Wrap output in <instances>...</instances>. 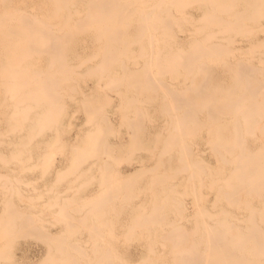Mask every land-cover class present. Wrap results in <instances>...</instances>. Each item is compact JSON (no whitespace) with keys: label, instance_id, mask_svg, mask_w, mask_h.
Instances as JSON below:
<instances>
[{"label":"bare ground","instance_id":"obj_1","mask_svg":"<svg viewBox=\"0 0 264 264\" xmlns=\"http://www.w3.org/2000/svg\"><path fill=\"white\" fill-rule=\"evenodd\" d=\"M3 2H5L8 5V7L7 6L3 7V5H0V28L2 26L4 28V30H2V31H1L2 28L0 29V31L4 33L3 39L2 38H1L2 40L0 39V45H1V48L4 47L2 49L3 50L5 49L4 51H6V52H3V50H0V52L2 51V53L0 54V62H5V65H4L5 67L2 66V68L4 69V72L7 69L10 71L9 74L12 73L11 75L13 77L15 76L12 79L11 78L12 76L8 74V71H6L7 75L10 76V77L8 76V78H7L8 82L16 80V82H13V83L10 82V83L14 84L16 86L15 89L17 91L14 89V94H13L12 91H13L14 86H13V88H10L11 84H8L5 82L4 84H6V86L10 85L9 87L7 86L8 88L5 86L6 89H8V90L12 89V91L9 93V91H7L4 87L3 90H5V91H3L4 93H2V98H0L1 100L3 98H5V95H3V94H6V92L8 94H10L9 96H11L12 98H13V95L15 96L16 93L19 92V94L17 93L19 96V101L21 100V103L25 104V102H26V104H27V98L26 97L29 94V90H28L29 82L32 80L28 81L26 79V78H28V76H27V74H25V71L27 72V69L24 66V64L27 65V63L29 61L26 62L25 60L30 59V57L34 54L46 55L45 58L48 57L49 61L51 62V63L48 62L47 64L50 63V65L55 66L57 72H58L59 68H62V70H64V71L67 70L69 72L68 74L72 73L74 75V71L73 72L71 71V70H73V67L70 69V67L73 63L69 64L70 70L68 69V63H69V61H72V59H70L69 57L73 56L74 58L76 57L75 59H77V58L80 59L79 50L77 49L78 43L85 40V39H88L89 42L91 40H92V42L94 41L95 43L98 44V47H100L99 45L102 46V48H100L99 50H96V51L93 50L94 52L92 51L93 52V54L91 55L92 59L94 57L96 59V56L101 52L102 53L101 56L104 55V57L105 56L106 57L103 59L101 57L99 60L102 59V61L104 60L103 62L105 63V59L107 58L106 59V60H108L106 62L107 66L109 65V62L111 61L110 62L111 66L113 63L115 67L120 68L123 71L122 75H116L112 79L109 78V79H111V80H109V83L112 80H117L118 76H119V79H120V76L122 78L123 75L125 74L124 72H127L126 73L127 77L131 79V80H129L131 83L129 86L134 87V88L135 87L138 88L140 85L142 87H143V85L145 86V88H146L145 91L139 89V90H141V92L143 91L142 95H144L141 100H143V99L149 100L150 99V100L154 101V100H156V97H158L159 94L163 95V97L159 96L160 98L162 97L161 100H165V102L163 104H160L161 105L160 111H159V118L160 119L157 120L156 125H159V123L162 122V124H160V127L164 128V131L168 132L169 134H167V136H165L167 140L164 137L163 139H165V140L162 139V144L159 146V148L157 147V155L155 157L154 166H152V165H151L152 167L151 166L150 167L145 166L144 165V159H143V161H140L139 167L137 169V172L135 171L134 176L131 175L132 174L131 173L132 171H131L130 172L131 174H129V177L127 175L128 179L125 177L124 181H127V182L129 180V178H132V179H130L131 184H132L134 181L137 182V179H140V178H137V179L135 178L136 173H137L136 177H138L139 176L138 173L140 174L144 171L150 172V176L145 178V181H144L145 186L144 187L143 186L141 188H139L140 186L137 188H135V186L133 187V185L136 182L132 185L133 188L130 189L131 186L129 187V189H128L129 192L128 191L127 192L129 195L132 194V195H130L131 198H129V201H131L130 199L136 200L137 204L130 207L129 208L130 215H126L130 219L129 222H127V220H126V223L130 224V225L128 224L129 227H127V224L125 222L122 224H125L126 226H124V227H126L127 229L130 228L129 230L126 231V234L128 235V237H127L128 242H129V239H131V238L133 239V237H135L134 240L136 239V241H137L138 239L134 235L133 230L136 231L135 229H137V228H143L144 229V231H143L144 237H151V235L154 234L155 232L156 233L162 232L164 236L161 234L162 237H160V239H161L160 242L161 243H169L170 245H168L167 248H164L161 251H158L156 249V248H158V247H156L157 245L155 243L156 239L154 238V237L158 238L157 236H155L158 233L157 234L155 233V235H153L154 236L153 237L154 238L153 243H155L154 244L155 246H153V244H151V246H150V243L152 241L149 242L147 246L145 244L146 249H147L145 251H147V252H145L144 250L142 251L144 253V258L142 260L138 259L139 263H137V262H135V263L136 264H264V52H262L258 48L259 46L261 47L264 44L263 43L264 40L262 41V45H261V43L258 44L256 42L259 45V46L257 45V48H256V44H255L254 48L250 49V47H252L254 44L248 48V50L250 49L252 52L254 50L252 58L256 59V61H255L256 64H254V62L253 63H247L246 60L241 59L238 55V47H236L237 49L234 47V42H235L236 36L241 35V36L245 37V36L253 35L261 29L262 26H260V27L258 26V23L260 21L258 20L259 17L257 18V13L259 12V11L257 12V8L260 7L259 10H260V12H262V13H258V15H261V14L264 15V0H3ZM241 3H244L245 4L244 6L247 7V9H245V10H247V13L241 12L242 11L241 7H243L241 5ZM1 4H2V2H1ZM240 5H241V7H240ZM190 7H194L193 9H194V11H196V14L198 16L197 19H194V17H195L194 15H192L193 16V18H192V16L188 12ZM254 8L256 9L255 11L257 12V13L256 12L254 13L256 16H254V14H251L254 12V10L252 12H250ZM261 18L264 19L263 16L260 17L259 19H261ZM258 27H259V29H258ZM251 39H256V36H253ZM250 41L251 40H249V42ZM259 41H261V39ZM92 42H90V43H92ZM22 44H24V47L21 46ZM249 44L251 45V43H249ZM91 48H94V47L92 46ZM255 48L258 50H255ZM239 50H242V49L240 48ZM250 50L248 52H251ZM245 51H247V50L245 49ZM245 51L243 49V53H245ZM88 55L89 54H86V56H88ZM245 55H246V53H245ZM86 56L84 55V57H86ZM84 57H81V58H83V60H81V59L80 60L78 59V60L80 62L83 61V63H86L85 62L86 60H88V61L91 60V58L89 57V59L85 58V61H84ZM31 58L33 60V56ZM45 58L43 57V59H45ZM68 58H69V60H68ZM74 58H73V60H74ZM123 58H125V59H123ZM32 60L30 62H32ZM247 60H248V58H247ZM43 61H45V60H43ZM129 61H134L135 67H137L136 69H133V71H131L132 69H130ZM35 62H37V61H35ZM35 62L33 60L32 63H35ZM99 62L97 61V63H99ZM44 63H46V61ZM83 63H80V64L83 65ZM97 63H95V64H97ZM102 63H100V64H102ZM104 63H103V65H105ZM78 64H79V62L78 63L76 62L77 67L75 66L74 67L75 69L81 66L80 64L79 65ZM95 64H94V66L98 67ZM99 66L101 67V65H99ZM89 67H87V68L90 69ZM93 67H92V70L94 69ZM105 67H106V65H105ZM109 67H108V69H109ZM2 68H1V70H3ZM50 68L53 69V67L48 66V70L47 69H45V70L50 73L52 71V70L49 71ZM84 69H85V67H84ZM106 69H107V67H106ZM106 69L99 68V69H96V71L98 70L97 72L96 71H94V72H96V74H98L99 72H102V71L107 72ZM56 70H54V73ZM60 70H59V73H57V72L55 73L56 79L58 78L57 76H59V74H60ZM31 71H33V70H31ZM39 71H37V72H39ZM64 71L61 72L62 78H59V79H63V80H60L61 83L64 81L63 84H66V83L68 84V82H66L67 79L65 77L67 76V78H69L70 76H68L67 73H64ZM67 71H65V72H67ZM85 71L89 72V70H85ZM116 71H118V69ZM116 71H114V72L116 73ZM4 72H2V73L4 74ZM6 72H5V74H6ZM34 72H36V70H34ZM37 72L35 74L36 78L39 75V74H37ZM105 72L100 73V76L101 75L103 76V74ZM32 73L33 72H31V74H28V75L32 76L33 75ZM63 73H64V75L66 74V76H63ZM76 73H75V75H76ZM24 74L26 75V78H25ZM55 74L51 75V73H50V75L54 79L53 80L54 84L56 85V83L59 81V79H57L58 81L55 83V81H56V79L54 78ZM77 74L79 76L80 75L82 76L83 73L82 74L77 73ZM85 74L89 78H91V76H92V75L88 76V74L86 72H84V77H85ZM126 74H125V77L123 79L126 78ZM75 75L72 77V79L73 78L76 79L77 77H79V76L75 77ZM109 75H111V74H109ZM40 76H42V75H40ZM94 76L96 77L97 75H94ZM100 76H99V81H101V78L102 79L105 78V77H100ZM111 76H113V75H111ZM5 77H3V78H5ZM108 77L109 76L107 74L106 78L108 79ZM9 78H11L12 80ZM46 78H47V76L44 77V79H46ZM80 79H82V78L80 77ZM119 79H118V81H119ZM38 80L39 81L42 80V77L40 79H37V81L34 80L36 82V84L39 82ZM48 80H49V83L51 82L50 86L53 85L52 87L54 88L55 85L52 84L53 81H52V78L50 76H49ZM77 80H75V81H77ZM120 80L122 82V79H120ZM44 81H46V80H44ZM60 81L58 83H60ZM75 81H73V83ZM118 81H114V82H117V84L115 83V85H116V87H118V90H119L118 84L120 82H118ZM86 82L87 81L85 80V83ZM124 82H125V80H124ZM46 83H48V82H46ZM61 83L59 85H61ZM69 83L72 85V86L70 85V88L71 87L73 88L71 90L72 91L75 90L74 88L76 86L74 87L73 84L71 83V81ZM77 83H79V82H77ZM0 84H1V82H0ZM36 84H35V86H33V85L32 86L36 87L37 86ZM48 84L44 85V87H46ZM107 84L108 83H105L104 86H102V88H108L109 87L108 89H112L114 87L113 82H111V84H110L111 86L113 85L112 88H110L111 86L109 84L108 85ZM1 85L3 87V84H1ZM38 85H40V87H41L43 85V83H42V85L38 83ZM59 85H57L58 87L56 86L57 88L53 89L50 87L51 89H47V91L51 90L50 91L51 96H52V91L55 90L56 93L53 91L54 92L53 93L54 94V101L53 102H54V104L56 102H58V103H56V105H58V104L60 105L61 104L60 101L63 98L62 97L63 92L61 91V95H59L58 97L59 98L62 97V98L60 99V101L59 100L55 101V99L58 98V97H55L58 95V93H59L58 91L62 90V89H59ZM93 85H94V83H93ZM125 85H126V83H125ZM38 87H37V90L40 89V91H41L42 87L41 88H38ZM62 87H64V86H62ZM62 87H60V88H62ZM85 87H84V89H85ZM94 87H92V88H94ZM116 87L113 89L115 90ZM120 87H121V84H120ZM126 87H128V85L123 87L124 90H126L125 89ZM66 88H68L70 91L69 87H66ZM80 88L78 87V89H80ZM57 89H58V91H57ZM27 90H28V92H26ZM91 90H94V89H91ZM114 90L112 91V93L116 92L115 95L119 94L120 91L117 92V89H116V91H114ZM139 90L135 89V92H137ZM42 91L46 92V89L42 90ZM63 91H64V89H63ZM65 91H67V90L65 89ZM72 91H71V93H72ZM102 91L105 92L104 89H102ZM127 91H125L124 93H126ZM21 92L27 93V94H25V93L22 94V97L24 100L21 99V96H20ZM108 92H109V90H108ZM139 92H137V93H139ZM11 93L13 95H11ZM87 93L88 92H86V94ZM110 93H111V91H110ZM31 94H33V93L29 94L28 99L32 98V97H30ZM41 94L43 95V93H41ZM44 94L48 95L46 93H44ZM83 94H84V92H83ZM139 94H138V96H139ZM23 95H25V96H23ZM71 95H73V94H69V97ZM94 95L96 96V93H94ZM104 95H105V93H104ZM18 96L16 97L17 99L13 98L14 100L9 101V104L12 105V102L16 101L17 103H19V105L21 107L19 110L24 111L25 106L23 109L22 108L23 105L17 101ZM37 96L38 95H36V97ZM73 96H71V97H73ZM120 96H122V98H123L124 94L119 95L118 97L120 98ZM36 97H35V99H36ZM47 97L48 96H45L46 99L50 100ZM69 97H67V98H69ZM75 97H76V95H75ZM104 97L106 99L108 96L106 95ZM110 97H109V99H106L108 101L104 100V101H106L104 105H98V107L102 106V107H99L102 109L104 108L103 106L109 107L107 102H110V100L112 102V100H113ZM12 98L9 97L8 100H10ZM99 98H101V97L99 96ZM122 98H121V103H122V100L124 99V98L123 99ZM32 99H34V98H32ZM32 99H31V101L33 103L34 100H32ZM71 99H73V98H70L67 100H71ZM102 99H104V98H102ZM127 99L129 100V102ZM127 99H126V102H128V103H126L125 105H127V104L131 105L129 103H132L131 101L134 98L132 97L131 101H130L129 97ZM136 100L137 99H134L133 101H135V103H136L139 99L137 101ZM146 100H145V102H146ZM2 101H4V105H5L6 101L5 100H2ZM31 101L28 100L29 104L31 103ZM84 101H81L80 103L84 109L82 111L85 113L86 109H88V107H87L88 103H85L86 106L84 108V106H83L84 104H82ZM152 101H150L147 104L150 105ZM1 102H0V104H1ZM37 102H39V101L35 100L34 103H37ZM143 102L140 101L136 105H138L140 103H142V105H144L145 103H143ZM17 103L14 104L12 110L14 109V107L19 106V105H17ZM48 103H47V107L49 105ZM52 103H51V105H52ZM62 103H64V101ZM76 103H77V101H76ZM29 104L26 105L27 107H26L24 113L20 111L21 113H23L22 116L24 115L26 117L25 118L26 120H28V118H29L28 117L29 115L26 116V114H28L30 111H33L32 109L30 110L31 107L33 108V106H32L33 104L31 105V107L29 106ZM37 104H40V103H37ZM41 104H42V102H41ZM54 104H53V108L55 106ZM4 105L2 102V108ZM11 105H10V107H11ZM51 105H49V106L51 107ZM59 105H58V107H59ZM64 105H66V104L62 105L63 108H64ZM44 106L46 107V105H44ZM89 106L91 107L90 104H89ZM119 106L121 109L122 104H118L117 109H119ZM127 106H125V107H127ZM55 107L57 108V106H55ZM68 107H69V104H68ZM98 107H96L97 110L99 109ZM125 107L123 106L122 109ZM145 107H147V106H145ZM34 108H36V106ZM56 108H54L55 112H57ZM60 108L62 111L63 108L62 107H60ZM60 108H57L59 110V112H61ZM127 108L129 109V110H127V111H129L128 114L131 113L130 108L129 107H127ZM152 108H153V106H152ZM4 109H6V107ZM16 109H18V108L16 107ZM44 109H46V108H44ZM48 109L49 108H47L46 111H48ZM76 109H78V108H76ZM90 109L93 110L95 108L92 107ZM136 109L138 110V108H135L134 113L132 110L131 117H129V115L127 114L128 115L127 119L125 118L126 115L124 114L122 117L121 116L122 113L119 111L120 117H122V118H120L118 116L120 118V122H121V119H122V121H123V119H125L126 120V121L124 120L125 123L123 122L124 125L127 124V126H125V128L126 127H128L129 129L131 128L130 133L135 131L134 133H132L133 135L128 134L130 136V138L128 136V138H129L128 140H130L133 136H134L133 137V139H134L136 136L135 133L138 134V137L143 136L142 138H145V136H146L145 130L147 127L144 124L145 123L144 116L147 113V111L145 109L137 111ZM155 109H157V108H155ZM28 110H29V112H28ZM92 110H91V113L88 111H86V112L88 114L90 113L89 116L92 115L94 117H97L99 112H100V109L98 111L93 110V111H95L94 114H93ZM123 110L125 111V109H123ZM147 110H149V109H147ZM2 111H3V109H2ZM18 111H16V112H18ZM46 111H45V114L42 113V116L46 115V113H48ZM64 111L65 110H63V112ZM3 112L5 113V111H3ZM11 112H12L11 115H13V113H15V111H11ZM34 112H36V111H34ZM53 112H54L53 109L50 110L49 115L47 114V118L50 116V114H56L55 112L54 113ZM78 112H80V111L78 110ZM87 113H85V115H88ZM95 113L97 114V116H95ZM108 113H110V112H108ZM67 114H68V112H67ZM77 114H79V113H77ZM151 114H149V115H151ZM0 115H1V113H0ZM5 115H6V113H5ZM11 115H10V117H12ZM15 115L17 116L19 114L15 113ZM58 115H59V113H57V117H58ZM60 115H61V113H60ZM103 115H101L102 116L101 118H104L102 120H105V118H106V120H105L106 126H104L105 124L103 125L102 123H100V121H99V120H101L100 118H99L98 122L101 125H103V127L105 128L108 126L107 125L108 120H107V117L103 116ZM20 116H21V114L19 115V117ZM40 116H41V114H40ZM89 116H87V117H89ZM8 117L6 119H8ZM13 117H15V116H13ZM44 117H46V116H44ZM52 117L54 118V117H56V115L55 116L53 115ZM73 117H71V118L73 119ZM91 117H89V118H91ZM146 117H147V115H146ZM152 117H154V116L151 115V118ZM16 118H18V116ZM16 118L14 120L12 118V120L16 122ZM47 118H44V119H46L44 121H42L43 117L41 118L42 119L41 121L44 122V125H46V127L48 125L45 122V121H47ZM97 118H95V119H97ZM6 119H4V121ZM10 119L11 118H9V121H11ZM18 119L20 121V118H18ZM22 119L23 118L21 117L20 122H22ZM25 119H23V122L26 121ZM55 119L57 121L59 118L58 119L55 118ZM65 119H62V120H65ZM84 119H85V117H84ZM91 119L94 120V118H91ZM91 119H89V120H91ZM29 120L32 122L31 119H29ZM49 120H51V118H48V121ZM87 120L88 119L86 118V120H85L86 122H84V121H82V122H84V125L86 124L88 126V124H91L92 121H89V123H88ZM56 121L54 119H52V122H50V124H49L50 128L53 124L56 123ZM1 122H3V120L0 119V123ZM20 122H17V123L22 125ZM37 122H39V121L36 120V124H38ZM63 122H65V121H63ZM17 123L14 124L13 126L12 125H9V126L10 127L12 126L13 130L16 129L17 131H19L20 128H22V126L20 127L19 124H18L19 125L18 126ZM92 124H94V126H96L98 123L95 124V121H93ZM16 125L18 127H20L19 130L17 129ZM29 125H31V123ZM29 125H27V127ZM44 125L42 124V128L44 127ZM57 125L58 124L56 123L55 126H57ZM66 125H67V123H66ZM101 125L99 126V124H98L99 127L98 128L95 127V129L96 130L101 129L100 131L104 132L109 128V127L105 128L106 130L102 129L103 127H101ZM121 125H122V122H121ZM121 125H120V127H123ZM9 126L7 125V129H10V128H8ZM23 126H24V124H23ZM36 126L38 129L39 125H36ZM70 126H69V128H70ZM114 126H116V125L114 124ZM14 127H16V128L14 129ZM91 127H88V128H91ZM67 128L68 127L66 126V128H62V129H67ZM77 128H79V127H77ZM83 128H84V126H83ZM116 128L118 129L119 126ZM128 128H126V129H128ZM47 129L45 131H47ZM57 129H58V127H57ZM112 129H114V128H112ZM117 129H115V130L117 131ZM152 129H154V131L156 129L159 130V128H156V126L152 127ZM13 130H12V132H13ZM30 130H29V132L31 134ZM60 130H61V127H60ZM90 130H92V129H90ZM20 131L22 132L23 130H20ZM108 131H109V133H111V131L109 129H108ZM3 132H4V134H7V133L10 134L11 133V132L5 133V131H3ZM36 132H38V130L35 131V135H33V133L31 134L32 136L30 135L33 139L39 134V132H38V134ZM41 132L42 131H40V133ZM55 132H57V131H55ZM86 132H87V130H86ZM86 132H85V134H86ZM93 132H95V130ZM93 132L90 131L91 134L89 135V132H88L87 135L91 136ZM160 132L158 131V133H160ZM17 133H19V132H17ZM27 133H28V131H27ZM96 133H97V131H96ZM99 133H97V135H99ZM152 133L153 132H151V134ZM0 134H1V132H0ZM4 134L2 133L3 136L2 135L1 136L4 137L5 136ZM64 134H65V132L63 133V136H64ZM70 134H72V133H70ZM102 134H101L102 137L106 136V135H102ZM156 134H153V135H155L154 139H156L158 137ZM97 135L96 134L94 135V133H93V136H91V138L90 137L89 138L92 141H93L94 136H96V138L99 139L100 136H97ZM153 135H151V137H154ZM161 135L163 136L164 134H161ZM24 136L26 137V135H24ZM24 136H23V139L25 140ZM30 136L26 137L25 143H23V145L28 143L25 145V146L28 145L26 148H29V142H31V141L29 139L28 140L29 142H27V139L30 138ZM39 136H42V134ZM52 136H54V135H52ZM55 136H57V135L55 134ZM159 136H160V134H159ZM73 137H77V136H73ZM102 137L100 138V140L97 139L99 144L97 143L96 145H94L97 141L95 139H94L95 143H93L92 146L91 145L89 146V142H88L87 146L91 147V148L84 146L83 148H86V149H83L81 147L78 148L79 146H77V148L76 147L74 148V146H72V143H71L70 145L72 146V148H71V149H73L72 151H77L78 149H81V150H79V152L83 153L84 155L80 154L79 152H77V153L74 152L76 155L75 154H74L75 156L73 155L74 160L72 159L73 161H71L73 164V168L71 167L72 170H69L68 168L65 169L66 168L65 167L64 168L65 170L64 169L61 170L59 175L62 174L63 172H64L63 174L67 175V173H68L67 170H69V171H72V173H69L68 175L73 176L75 174L74 172L77 170V169L73 170L74 169V163H73L74 161L76 163L78 162L77 164L75 163L76 164L75 168H79V166H81V164L86 162L85 161L86 159L96 158L95 155L92 154L96 150V149L94 150V148H97L95 146L98 145V147H99L100 144H101L100 146H102L103 143H101V142H104V140L107 139V137H104L105 139L102 141V139H103ZM21 138H18V139H21ZM61 138H63V137H61ZM61 138L59 137L60 140H61ZM108 138H109V136H108ZM149 138H150V136L147 137V139H149ZM84 139H86V137ZM90 139H88V141ZM73 140H75V139H73ZM156 140H154L153 145L156 144V142H155ZM1 141H0V143H2L4 141L3 143L8 144V142H5V140H3L2 142ZM9 141L12 142V140H9ZM54 141L56 142V145H58L57 143L62 142L63 139H62V141H58L57 139L54 138ZM68 141L69 140H67L66 142L64 141V142L67 143ZM147 141H146V143H147ZM18 142H19V140H18ZM18 142H16V144ZM64 142H63V144H65ZM105 142H106V140H105ZM128 142H130V141H128ZM143 143H145V142H143ZM198 143H200L203 146V150L201 151L202 153L194 150V148H196L198 146ZM13 144H15V143H13ZM109 144H113V143L110 141ZM116 144H118V143L115 142L114 145H116ZM121 144H119V145L121 146ZM35 145H37V144H35ZM54 145L53 146L51 145L52 148H50L48 146L52 150V153L50 151V154H49V157H51V159H52V157L54 158V156L57 153V150H60V148L62 149V145L60 146V148H58L60 145V143H59L57 149H55V151H54V155L52 156ZM73 145H74V143H73ZM105 145L103 144V146H105ZM122 145L124 147V144H122ZM137 145H138L137 147H139V144H137ZM17 146L19 148L20 144H17L16 147ZM21 146H22V144H21ZM25 146H23L22 148H25ZM103 146H102V148H104ZM151 146H150V148H151ZM14 147L11 149H14ZM130 147H131V145H130ZM153 147L154 148H152V150L154 151L155 146H153ZM43 148H45V147H43ZM47 148H46V150L49 152L50 149L48 148L49 149L48 150ZM87 148L89 150H87ZM91 149H93V150H91ZM99 149L96 150L95 152L99 151V154H100V150H102V149H100V150ZM104 149H103L104 153L101 151V155L104 154L103 156L105 157V151L108 150V152H109V149H108V147L105 151H104ZM115 149H117V148H115ZM139 149H141V148H139ZM139 149L137 150V148H135V150L133 149L132 151L138 152ZM5 150H4V152H6ZM18 150H20V149H18ZM86 150L88 151L87 153H89V151L90 152L92 151L91 153L88 154V158L83 157V156H87ZM122 150L124 152L123 148H122ZM145 150H146V148H145ZM9 151H13V150H9ZM15 151H16V149H15ZM30 151H31V148H30ZM30 151L26 150L25 153L28 152V154H29ZM60 151H58V152H60ZM82 151H85V152H82ZM132 151L130 152V154H133ZM4 152L2 154H4ZM44 152H46V151H44ZM44 152L42 153L44 156L43 155L41 156L40 154H39L40 156H38L37 153L35 155H37L38 158H40V157H44V159L47 158L48 159L47 162H48L49 158H48V156H46V154L48 152H46V154H44ZM108 152H106V156L108 157V159H111V156L109 155L110 153L108 154ZM114 152H115V150H114ZM146 152H148V151H146ZM150 152H151V150H150ZM23 153H20V155H22ZM38 153H40V152L38 151ZM115 153H117V150ZM17 154L19 155V153H17ZM17 154L14 155V152H13V157H12L9 153V155H10L9 157H11L10 159H13L15 156H17ZM118 154H121V152H118ZM126 154H125V157L123 159L124 162L129 159V158L126 159L127 158L126 156H128V155L130 156L129 153H126ZM89 155L90 156L92 155L93 157L91 156V158H89L90 157ZM108 155L110 156V158ZM6 156H5V158H6ZM19 156L15 157V158L16 159L18 158V160H19V159H21L20 157H22L23 155L20 157ZM120 156L122 157V155H120ZM133 157H134V155H133ZM75 158H78V161ZM80 158H82L83 161L80 160ZM99 158L97 160L95 159L96 162L99 160ZM116 158L117 157H115V158L113 157V159H116ZM10 159H9L8 163H10ZM16 159H14V161H16ZM28 159L30 161L27 160L26 157L24 159V160H26V164L28 162H31V157L30 158L28 157ZM104 159L106 160V158H104ZM108 159H107V161H108ZM113 159L111 161H114L115 164L118 163V162H116V160H113ZM0 160H1L0 163L2 162L5 165L7 163L6 161H8V160H5V163H4V160H2L1 157H0ZM40 160H41V158H40ZM42 160H43V158H42ZM68 160L70 161V159H68ZM105 160H102V161L106 162ZM119 160H120V158H117V161H119ZM123 160L122 161L120 160V161L123 162ZM50 161H49V163L52 162V161L51 162ZM92 161H94V160L91 159L90 163ZM43 162H45V161H43ZM108 162H110V161H108ZM23 163H20V164H23ZM49 163H44V164L48 165ZM93 163H95V161ZM110 163L112 164V162H110ZM34 164H37V163H34ZM44 164L43 165L41 164V167H44ZM59 164H61V163H59ZM96 164L101 165L99 162ZM106 164H108V163L106 162ZM106 164H104V165H106ZM31 165L33 166V164H31V163L29 165L30 167L25 166L26 169L29 168L27 170H31L32 169ZM53 165H55V164H53ZM70 165H71V163H70ZM77 165H78V167H77ZM119 165L120 164L118 163V166ZM8 166H10V164H8ZM12 166H13V164H12ZM35 166L40 167V165H34L33 167L35 168V170H36V168L38 169V167H35ZM48 166H46L44 168H47ZM50 166H51V164H50ZM92 166L94 167L95 165L93 164ZM110 166L106 169L104 168L106 170L107 174H108V170L110 169ZM25 167L23 166L22 168L24 169ZM123 167H125V166H123ZM135 167L137 168V166H135ZM7 168L8 167L6 166V169ZM22 168L20 170V167H19L20 173H21V171L22 172L24 171ZM97 168H99V167L97 166ZM97 168H96V171L102 170L100 175L103 178V180L100 178V183H98L97 185H100V184L104 185V186L106 185V187H104V186L103 187H104V189L105 188L107 189L106 194L108 196H109V194L111 196H113V195L115 196L116 195L115 189L117 187H118V189H120L122 187V184H123V187H125L124 184L126 185V188H123V190L124 189L126 190L127 186L130 185L129 184L130 182L122 183L123 182L122 180H121V185H119L120 182L118 180L120 179V177L117 176V175H119V173L116 171L117 168L113 167L114 170L116 169L115 171L118 173V174L115 173L116 175H114L115 176L114 178H116V177L119 178V179H116L117 183L119 185L117 187L115 185V184H117V183H115L116 180L114 179L115 182L113 180H111L113 176L111 177V175H110L111 173L114 174L115 171L111 172L112 170H109V174H108L109 177H106L107 175L104 173L105 171L101 168L97 170ZM122 168H120V171ZM0 169H2V168H0ZM50 169H52V168H49V170ZM89 169H90V166L88 167V170ZM111 169H112V167H111ZM118 169H119V167H118ZM125 169H126V167H125ZM8 170H10V169H8ZM8 170H6L7 171V172H5L6 174L3 175L4 176L3 180L5 179V181H7L8 183L11 184L12 180H11V182H10V180H8V178H9V176L7 175ZM11 171H13V170L11 169ZM33 171H34V169H33ZM46 171H47V176L49 174H51V171L48 174V172H49L48 168L46 169ZM66 171H67V173H65ZM25 172H23V173H25ZM43 172H41V175L39 174L38 180H39L40 176L42 178ZM82 172H85V171H82ZM88 172H90V171H88ZM20 173H19V175H21ZM57 173H55V174H57ZM80 173L78 172V174H80ZM86 173L87 172H85V174ZM124 173L127 174L126 172H124ZM124 173H123V175H124ZM0 174H2V173H0ZM9 174H10V172H9ZM14 174L15 173H13V175ZM78 174L76 176H79ZM103 174H104V176H103ZM6 175L8 177H6ZM19 175H17V176H19ZM68 175L65 177H64V175H62V176L65 179L66 177H68ZM56 176L59 178L58 175H55V177ZM76 176H74V177H76ZM90 176H91V174H90ZM140 176L143 177L144 174H142V175L140 174ZM0 177H1V175H0ZM5 177L7 178V180ZM19 177H21V176H19ZM63 177L61 179L59 178V180L57 178L58 183L62 181ZM14 178H16V177H13V179ZM24 178H26V177H23V179ZM50 178H51V175H50ZM76 178H75V180L71 178L73 180V183H70L71 184L70 188H72L71 187L72 184L73 185L75 184V182L77 180ZM79 178H78V180H79ZM104 178H105V180H104ZM21 179H22V177H21ZM55 179L53 180L52 183H50L51 185H49V184L48 185L52 186L53 188L54 187L56 188L55 185L53 186V184L57 185V183H55V182H57V180H55ZM68 179L70 181V178H68ZM91 179L94 180L95 178L92 177L89 180L91 181ZM97 179H99V178H97ZM106 179H110V181H112V182H110ZM122 179H123V176H122ZM17 180L15 179L14 181H16V183L19 184L20 180L18 182H17ZM32 180L34 181V179H32ZM42 180L44 181V179H42ZM47 180L48 179H46V181ZM89 180L87 181V183L89 182ZM141 180H142V178H141ZM5 181H3V183ZM83 181H85V180H83ZM22 182L28 183L29 181L28 180H27V182L21 181V183ZM95 182H96V180H95ZM6 183H4L3 185H5ZM36 183H38V182H36ZM103 183H105V184H103ZM112 183H113L112 187H116L114 190L110 186V185H112ZM10 184L8 185V187L10 186L12 188L13 186H11ZM22 184L27 185L24 183H22ZM43 184H44V182H43ZM81 184H82V182L79 183V185L77 186L75 191L79 189L78 187L83 188L81 186ZM107 184L108 185L110 184V185L108 186ZM3 185L0 186L1 192H2V186ZM12 185H13V183H12ZM28 185H30V183ZM35 185L37 187V184H35ZM83 185H85V183H83ZM139 185H141V184H139ZM14 186H15V184H14ZM31 187L33 188V186H31ZM43 187H44V185H43ZM47 187L48 186L46 185V188ZM67 187H69V186H67ZM96 187H98V186H96ZM109 187H111V189H108ZM37 188H40V187H37ZM70 188L66 189V192H68V190ZM84 188L86 189L87 186ZM96 189L94 190L95 193H97V192L99 193V195H97L95 197L96 199H94V196H93L94 193H92L91 196H93L94 200L92 199V197L90 195H87L90 197V199H88V197H87L86 199H83V200H86V202H89V201H87V199L93 200L94 203H95V201L100 202V198H101V200L103 199L106 189L103 190V189L99 188V190L100 189L103 190L102 192L100 191L103 194H100L99 191L96 192ZM133 189L136 190V191L134 190V193L132 191ZM3 190H4V188H3ZM14 190H17L16 193L19 192L18 187H17V189H13L12 191H14ZM21 190L24 191V189H21ZM71 190L73 191V189H71ZM12 191H10V196L12 194ZM33 191H35V190H33ZM75 191H73L72 192L73 195L71 194L69 197H65L64 195H63L64 197L62 195L61 196L65 199L67 198V200H68V198L71 199V196H74ZM120 191H122V190L120 189ZM178 191H183V193H180L181 198H182V195L184 194L185 196L190 197L192 200L191 202H192V206H193V214L190 215L191 216L190 218H192L191 220L193 221V224H191V222H190L191 228H188L187 226H185V222L188 220H187V216L185 215L184 209L180 208V205H182V204H180L181 199L176 196L177 198L172 200V197ZM24 192H27V191L25 190ZM38 192H39V190H38ZM46 192H48V191H46ZM53 192H54L53 194H55L56 189ZM64 192H65V188L62 191V193H64ZM16 193L13 194V195H15V197L16 196L20 197L21 194L23 195L22 192H21V194L18 193L19 195H17ZM39 193L35 197L37 198L39 196L38 198L40 200L41 194L39 195ZM59 193L61 194V192H59ZM76 193H78V192H76ZM4 194H5V192H4ZM60 194H56L54 196H57V198L60 200V196H59ZM64 194H66V193H64ZM89 194H91V193H89ZM123 194H125V192H123ZM128 194H126L127 195L126 198H121V199L122 200L125 199V202H126V199L128 200V196H129ZM102 195H103V197H102ZM5 196H4V198H5ZM10 196L8 199L11 202L10 198H12V196L11 197ZM42 196H44V195H42ZM78 196H79V194H78ZM78 196H76L75 199ZM116 196L118 197V193ZM116 196L114 198H116ZM178 196H179V194H178ZM22 197L23 196H21L20 199L18 197L17 198L20 201L22 199ZM25 197H27V196H25ZM25 197H23V198H25ZM48 198H50V197H48ZM97 198H99V199H97ZM106 198L110 199V197H105V199H103L104 202H106L105 200H108ZM28 199H29V197L27 199L25 198L24 201L28 200ZM43 199H44V197L42 198V200ZM56 199H53L51 197V200L52 201L54 200L53 203H56L55 202ZM70 199L64 203L65 205L61 204L63 206V208H64V206L69 205L70 204L69 201L71 202V200H73L72 203L75 204L76 207H77V204H79L80 202H83V200H81L80 197L78 198V201H80V200L81 201L77 204H76L77 200H75V199L70 200ZM36 200H38V199H36ZM74 200H75V202H74ZM111 200H113V199H111ZM111 200H109V202H107V205H108V203L111 204V202H112ZM118 200H119V202H118ZM118 200H117V202H118V204H120V198H118ZM0 201H1L0 203L2 204V200H0ZM170 201L176 202L177 206L175 207V205H173L174 208H170L171 207L169 205L170 203L168 204V202H170ZM6 202L7 201H5V203L3 205L5 206L6 209H8L11 206H10V204L8 205V203H6ZM12 202L15 203L14 201H12ZM16 202H18V201H16ZM47 202H48V204L46 203V201H44V203L46 204V205L44 204L45 205L44 208L47 205L49 206L50 202L48 199H47ZM59 202H58V204H59ZM63 202H64V200H63ZM91 202H89V204L85 203L84 207H87V205H88V208H89L91 205L90 204ZM98 202L96 203L97 205H98ZM22 203L23 202H21V204ZM24 203L26 204V202H24ZM30 203L32 204V202H30ZM40 203H42V202H40ZM94 203L91 205L92 209H93L92 206H96ZM18 204H20V203H18ZM42 204H40V205H42ZM81 204H79V205H81ZM100 204H102V202H100ZM128 204L129 203H127L126 205H128ZM54 205L58 206L57 204H54ZM83 205L84 204H82V206ZM107 205H104V208H105V206L107 207ZM168 205L170 207H168ZM22 206H24V208H25V205H22ZM22 206H20V207H22ZM50 206L46 207V208H53L54 207L53 204H52L53 207L52 206L50 207ZM82 206H79V207L83 208ZM99 206L100 205H98L97 207L99 208ZM113 206H117V205H113ZM120 206H117V207L119 208ZM128 206H130V204ZM27 207H29V206H27ZM33 207H36V205ZM40 208H39V210H40ZM59 208H61L60 210H62L61 206ZM70 208H68V210H70ZM81 208H79V209L81 210ZM96 208H94V209L96 211H98L97 210L98 208L97 209ZM110 208L113 209L112 207H110ZM2 209H3V207L1 208V211L4 210V209L3 210ZM6 209L4 210V215H5V212L7 211ZM10 209H11V211L8 209L9 213H8V211L6 212L7 219L10 217V215H14V214H11V212L14 209L13 210H12V208H10ZM64 209H66V207ZM77 209H78V207H77ZM77 209L72 208L71 212L75 211L77 213V211L79 210V209L78 210ZM92 209H91V211H93ZM108 209H109V207H108ZM120 209H121V207H120ZM120 209H118V210H120ZM29 210H30V208H29ZM101 210L103 211V209H101ZM113 210H111V211H113ZM18 211L16 210L15 212H18ZM91 211H89V212H91ZM102 211H101V214L103 216L104 213L106 214V212L108 214L109 213L108 211H110V210H107V208H106V212L103 211L104 213H102ZM30 212H32V211H30ZM30 212H28V213H30ZM36 212H38V211H36ZM39 212H41V211H39ZM39 212L37 214H39ZM0 213H1L0 223L1 224L3 223V225H5V222H6L5 219L6 218L4 219L5 222H2L1 220L4 218V216H3L2 212H0ZM32 213L33 214H31V218L29 217L30 214L22 213L23 214L22 216H24L23 219L25 222L21 218L20 222L23 225L21 228H23V231H25L26 233H27V227H26L27 225H25L26 223L29 224V226H30L32 221H35V222H32L33 224H35L37 222L36 220H39L38 221L39 223L44 222V221H40L41 218L37 215L35 216L34 212H32ZM42 213H43V211H42ZM59 213H60V211H59ZM78 213H80V211ZM94 213H96V212H94ZM171 213L172 214L178 213V215L175 217V219H173V218H170ZM8 214H10V215L8 216ZM53 214H51V215H53ZM55 214H54V218H56ZM58 214H57V216L59 217ZM64 214H67L66 217H68V212L64 213ZM70 214H72V213H70ZM83 214H84V212H83ZM132 214H134V215H132ZM15 215H17V214H15ZM26 215L28 216V219L30 218L31 220L32 219L33 220L31 221L29 219V221H31V222L26 221L27 220V219L25 220V218H27ZM32 215H33V218H32ZM72 215H74V214H72ZM72 215H70V216L72 217ZM85 215H86V213H85ZM110 215L112 216V214H110ZM115 215L116 214H114V217H115ZM34 216L36 218L39 217L40 219L35 218V220H34ZM89 216H90V214H89ZM13 217H15V216H13ZM51 217L52 218H50V219L56 220L53 218V216H51ZM76 217L80 220L79 223H81V221H82L81 219L84 217V215L81 219H80V215H79V217L78 216H76ZM118 217H120V216H118ZM15 218L10 219V220H14ZM18 218L19 217H17L16 219L18 220ZM72 218H71V221H72ZM77 218L76 219L74 218V220H76L74 222H76V223H78ZM96 218L97 217H94V219H96ZM104 218H105V216H104ZM111 218H113V217H111ZM188 218H189V214H188ZM16 219L14 220V222L16 221ZM46 219H48V218H46ZM85 219H87V218L85 217ZM92 219L93 218H91V220ZM108 219H104V220H108ZM125 219H127V218H125ZM44 220H45V218H44ZM66 220L67 219H65V217H62V220L57 219L56 222H57V224H59L60 222H62V223L66 222ZM97 220L100 221V219L97 218L95 220L96 224L99 223V222H97ZM104 220L102 219L101 222H103ZM112 220L113 219H111V221ZM8 221H9V219H8ZM8 221L6 224H8ZM58 221H60V222L58 223ZM111 221H107V222H110V224L114 225V223ZM117 221L118 220H116V222ZM9 222H11V221H9ZM14 222H11V223L14 224V226H17V225H15ZM20 222L18 223V226L21 225ZM67 222L70 223L68 220H67ZM101 222H100V224H101ZM107 222H106V224L108 225L109 223H107ZM45 223H49L50 225H51V223L53 224V222H47V221ZM1 224H0V226H1ZM33 224H32V226H30V228L29 227L28 228L32 230V228L34 227ZM57 224H56V227H57ZM96 224L94 223L93 226L94 225L96 226ZM44 225L45 224H43V226ZM53 225L55 226V224H53ZM76 225L79 226L80 224H75V227H76ZM87 225L89 226L91 224H89V222H88ZM102 225L105 228H110L109 226H111V225L105 226L104 224H101V225H99L100 228L101 227L103 228ZM8 226H9V228H11V230L15 229V227L12 225L10 227V223ZM37 226H40V225H37ZM47 226H46V228H47ZM66 226L68 227L67 224H66ZM66 226H64V229ZM78 226L76 227L77 230H79L81 228V225L79 227ZM95 226H94V230L96 227H99V226H96V227ZM6 227H7V225H6ZM71 227H72V224H71ZM71 227H70V229H71ZM75 227H72V228L75 230ZM82 227H83V225H82ZM111 227H113V226H111ZM165 227H167V228L165 229ZM19 228L17 227V231L19 230ZM21 228L19 230L20 233L22 232L21 235L23 236V234H24V236L28 237L22 231ZM24 228H26V230ZM35 228H37V230H39L40 232L42 231L41 229H38V227L35 226L33 228V230L36 231L37 233H38V231ZM39 228H42V227H39ZM120 228H122V227L120 226ZM58 229L59 228H57V230ZM86 229H87V227H86ZM86 229H84L83 231L81 230V231L84 232ZM61 230L59 232H61V233L63 232V234H64L66 229L64 231H61ZM97 230L99 231V233H98V231L96 233H98L100 235L101 234L100 232H102V230L101 229H100L101 231L99 229H97ZM105 230L103 229V231L105 233H107L106 231H108L109 229L106 231ZM110 230H109V232H112V230H113L112 233H114V229H110ZM125 230H123L124 231L122 233L123 236L125 234ZM0 231H1V229H0ZM34 231H33V233H34ZM46 231H48V228ZM51 231H53V230H51ZM81 231H79L80 234H81ZM88 231H90V230L88 229L87 232ZM138 231H139V229H138ZM5 232H7V229ZM5 232L4 233L2 232L0 234L1 235L4 234V236H6ZM13 232H14V230H13ZM45 232H43V233H45ZM67 232H68V230L65 232V235H61L58 232L57 233L54 232L53 235L51 234L50 236H48L50 240H48V238L46 239L43 237V235L47 236V234L42 235V233H41V235H42L43 239L46 240V242L49 241L50 243L53 240L52 236L54 237L56 235V237H57L59 235L57 240H59V237H60V241L64 240L63 242L65 245V242H68L72 237H76V236H72L70 238V236H68L67 237V239H69L68 241H67V239H63V238L61 239L62 236H66V235L70 234V232H68V234H66ZM72 232H73V230H72ZM79 232H78V235L81 236L83 233L80 235ZM104 232L100 236H102L104 234ZM139 232H141V231H139ZM74 233H71V235H73ZM90 233L96 237L95 233L93 234L92 228H91ZM27 234H31V233H27ZM49 234L50 233H48V235ZM98 234H97V236H98ZM122 234H121V236H122ZM13 235L14 234L12 233L11 236H13ZM21 235H19L18 237L20 238ZM75 235H77V234H75ZM106 235H104V237ZM114 235L118 236V234H116V233H114ZM37 236H39V235H37ZM100 236H98L99 238L97 237V240L101 239L103 242L101 241L102 245H100V243H99L100 240H98L97 243H99V245L97 247L101 246L103 248L107 244L106 241L108 243H109V241H108V239L107 240L105 239L106 237L102 239ZM107 236H108L107 238L110 237L109 239L111 240V236H109V235H107ZM42 237H41V239H42ZM56 237H54V238L56 239ZM90 237H92V236H90ZM95 237L93 239H95ZM118 237L120 238V236H118ZM0 238H1V236H0ZM6 238H8V237L6 236ZM10 238L12 239V237H10ZM22 238H24V237H22ZM51 238H52V240H51ZM113 238H115V237L112 236V241L118 239L117 237L115 239H113ZM122 238L124 240V237H122ZM127 238L125 240H127ZM16 239L17 238H15L14 240L16 241ZM32 239L34 240L35 238H32ZM73 239H78V237L73 238ZM87 239L88 238H86V240ZM150 239H152V238H149L146 241L148 242ZM9 240H5V242H3V243H5L4 246H0V247H5L6 243ZM57 240L55 241V243H58ZM79 240H81V239H79ZM2 241L3 240L1 238V242ZM35 241L37 242V239H35ZM40 241L41 240H39V242ZM83 241H84V238H83ZM83 241H81V242L83 244H85ZM95 241H96V239H95ZM104 241H105V245L103 244ZM10 242H12V241L10 240ZM10 242L7 243L5 248L0 250V253H3V254H1L2 257L6 256L5 251H6L7 246L9 249H10V247L13 248L12 246H10V244H9ZM41 242L43 243V240ZM81 242H79V243H81ZM87 242H90V241L87 240ZM92 242L93 243L90 242L91 243L90 245L94 244V241H92ZM114 242L115 241H113L112 244L110 242V244H111L110 246H112ZM126 242L127 241H125V243ZM18 243L20 244V242H18ZM44 243H45V241H44ZM50 243H49V245H50ZM53 243H51V244L53 245V247H55L56 244L54 245ZM62 243H60V246ZM70 243H71V241H70ZM121 243L124 244V241ZM161 243H159V244L161 245ZM11 244H13V242ZM46 244H48V243H46ZM71 244H74L73 246H76L77 243H73V241H72ZM118 244H120V243H118ZM130 244H131V242H130ZM49 245L46 247L45 252H46V250H48V251L51 250ZM90 245H89V247H90ZM96 245L97 244H94V246H91V247H95ZM107 245H109V244H107ZM63 246H62V249L65 250L64 249L65 247L63 248ZM71 246L69 245L67 247V244H66V248L68 250L66 249L67 252L64 251V253L66 252L67 254H69L68 251H69V248ZM79 246L80 245H78V247ZM86 246H85L84 250L87 248ZM122 246H124V245H122ZM18 247H20V246H18ZM82 247H84V245H82ZM91 247H90V249H91ZM97 247H95V249ZM114 247L115 246H113L111 248L112 252H110V255L106 256V254L104 255L101 253V255H97L96 260L100 256V261L103 264H116V263L117 264H135L134 262L132 263L129 260H125L124 257H123L124 258L123 259L121 255H119V256H121L120 259H119L118 255H114L113 251L117 250V249L114 250ZM141 247H143V245ZM57 248H58V245L56 246L55 249H57ZM80 248L81 247H79V250H77L78 249L77 247L75 250H73L71 248L70 251L82 252ZM107 248H108V246H107ZM117 248H118V246H117ZM62 249H61V252H63ZM123 249H125V247H123ZM87 250H85V251H87ZM104 250H107V249L104 248ZM2 251H4V252H2ZM10 251L11 250H9V252ZM85 251H83V252H85ZM92 251H94V252H92V255H93L92 258H93L96 256L95 253L97 252V250H96V252L94 249ZM117 251L119 252V250H117ZM135 251H138V250H135ZM9 252H7V254ZM51 252H48V253H51ZM56 252L59 253L60 251L56 250ZM77 252H75V253H77ZM79 252L77 254H79ZM12 253H13V251H12ZM12 253H10V254H12ZM60 253H59V255L62 257L63 253H62V255ZM87 253H88V251H87ZM115 253H117V252H115ZM163 253H166V255L164 256V260L162 259V261L160 263H157V261L154 260V259L157 260V258L155 256L163 254ZM53 254L55 255V251L52 252L51 254H48V256L50 255L49 257L51 258V256ZM67 254L66 255L64 254L66 256V258L64 259L65 264H74V261H68V257H70V256L67 257ZM71 254H73V253H71ZM117 254H119V253H117ZM138 255H140V254H138ZM48 256L46 254L45 258ZM6 257L9 259V261L12 259V258L11 259L9 258L10 255H9V257H8V255ZM6 257H4V259H6ZM13 257H14V259H16L15 253H14ZM61 257H58L56 259L60 262H63L59 259ZM71 257H73V256L71 255ZM88 257L89 258H91V257H90V255L89 256L87 255V262H89V264H90V262H92V261H89V260H91L92 258L88 259ZM162 257H163V255H162ZM53 258L54 257L52 256V259ZM121 258L123 259L122 261H121ZM4 259H2L3 263L5 262ZM14 259H13V261H14ZM41 259H43V261L45 260L44 257H42ZM52 259L50 260L51 264L53 261ZM57 260H56V263L58 264ZM96 260L93 261V263L96 264ZM117 260H119V262H117ZM41 261L37 262V263H42L43 261L42 262ZM84 261H86V260L84 259ZM77 262H78V260H76V263ZM87 262H86V264H88ZM97 262H99V260H97ZM15 264H17V263H15ZM44 264H46V262H44ZM53 264H54V262H53ZM62 264H64V263H62ZM77 264H80V261ZM98 264H101V263H98Z\"/></svg>","mask_w":264,"mask_h":264},{"label":"rangeland","instance_id":"obj_2","mask_svg":"<svg viewBox=\"0 0 264 264\" xmlns=\"http://www.w3.org/2000/svg\"><path fill=\"white\" fill-rule=\"evenodd\" d=\"M1 2H2V4H1ZM3 3H4V4H3ZM0 5H3V7H5V6L8 7V5H7L5 2H3V0L0 1ZM241 5H242L243 7H241ZM241 5H240L241 10H242L241 12H242V13H244V12L247 13V10H245V9H247V7L244 6L245 4H244V3H241ZM193 8H194V7H190V9L188 10V12L190 13L191 16H192V15L195 16L194 19H197L198 16H197V14H196V11H194ZM259 8H260V7H259ZM259 8H257V12L259 11L258 13H262V12H260ZM253 10H254V12L251 13V14H254V13L256 12V11H255V10H256L255 8L252 9L250 12H252ZM192 12H193V13H192ZM257 12H256V13H257ZM258 13H257V18H258V17L260 18V17H262V16L264 17V15H262V14H261V15H258ZM254 16H256V15L254 14ZM192 18H193V16H192ZM259 18H258V20H259L260 22L258 21V22H259V23H258V26H259V27L262 26V27H261V29H260L257 33H255V34H253V35L245 36V37H243V36H241V35L235 37L234 47H235V48L238 47V55H239V57H240L241 59H243V60H246L247 63H253V62H254V64H256V62H255L256 59H255V58H252L254 50H253V52H252L250 49L254 48V47H255V44H256V48H257V45H258V44L261 43V45H262V41L264 40V27H263V26H264V25H263V24H264V19H263V18L259 19ZM259 27H258V29H259ZM1 28H2V29H1ZM1 28H0L1 31L4 30L3 26H2ZM1 31H0V33H1V34H0V36H1L0 39H1V38L3 39V36H4L3 34H4V33L1 32ZM180 34H181V33H180ZM240 36H241V37H240ZM253 36H256V39H251ZM239 37H240V38H239ZM2 39H1V40H2ZM260 39H261V41H259ZM249 40H251V41L249 42ZM90 42H92V40H91ZM90 42L88 41V39H85V40L79 42V43H78V48H77V49L79 50V56H80V59H81V60H83V58H81V57H84V55L86 56V54H89V55L86 56V57H84V61H85V58H86V59H89V57L91 58V60H89V61L86 60V61H85L86 63H83V61H82V62L79 61V60H80L79 58L75 59L76 57H75V58H74L73 56H72V57H69L70 59H72V61H69V63H68V69H69V66H70L69 64L73 63V64L71 65V67H70V69L73 67V70H71V71H72V72L74 71V75H75L76 72H77V73H81V74L83 73V74H82L83 77H82L81 75L79 76V75L76 73L75 77H76V76H79V77H77L76 79H75V78L72 79V77L74 76L72 73H71V74H68L69 72H68L67 70H65V71H67V72H65L64 70H62V68H59V70H60V69L62 70V71L60 70V74H61V72L64 71V73H67L68 76L71 77V78H70V77L67 78L66 74L64 75V73H63V76H66L65 78H66L67 80H66L64 77H63V78L66 80V82H68V84H69V85H68L66 82H65L66 84H63L64 81L61 83L60 80H63V79H59V78H62V74H61V75L59 74L60 77L57 76V77H58L57 79H59L61 85L63 84L62 86H64V87H62L61 85H59L60 83H58L59 81L56 79V74H55V73L57 72L56 67L53 66V65H50L51 62L49 61V58H48V57L45 58L46 55H44V54H42V55H41V54H39V55H38V54H34V55H32V56H33V60H34V62L37 61V62H35V63H32V62H33L32 58H31L32 56L30 57V59H26V60H25L26 62L29 61V62L27 63L28 66L24 64V66H25L26 69H27V72L25 71V74H27L28 78H26V75H25V74H24V76H25V78H26L28 81H30V80L33 81V82H32V81L29 82V88H28V90H29V94H30V93H33V94H34V95L31 94L30 97L34 98V99L31 98L32 100H34V102H35V100H36V101H39V102H37V103H40V104H37V103H34V102H33V103H34V104H33L32 101H31V99H28L29 94H28V96L26 95V96H27V97H26V98H27V104H29L28 100L31 101V103L29 104L30 107H31V105L33 104V105H32L33 108H32V107L30 108V110L32 109L33 111H30V112H31V113H30L29 110H28L29 113L26 114V116L29 115V116H28L29 118L27 117L28 120L25 119L26 117H25L24 115H23L24 117L22 116V114L25 112V109H26V107H27V106H26V105H27L26 102H25V104H23V103H21V100L19 101V96H18L19 92H17L18 94L16 93L15 96L13 95V94H14V89H15L16 86H15L14 84H11V83L16 82V80H15V81H10L11 83L8 82V79H7V78H8V76L11 75L12 73L9 74L10 71L6 69V71H8V74H9V75H7V72H6V71H5V72H6V74H5L4 69L2 68V66L5 67V66H4V65H5V62H0V67L3 69V70H1V68H0V72H1V73H0V78H1V79H0V82H1V84H3V87H2V85L0 84V98H2V93H4L3 91H5V90H3V88L6 86V84H4V83L6 82V83H8V84H11L12 87L9 85L10 88H13V86H14V88H13V91H12V89H9V90H8V89H6V87L8 86V85H7V86L5 87V89H6L7 91H9V93L12 91L13 94L11 93V95H13V98L17 99L16 97L18 96V100H17V101L20 102V104L23 105V107H22L23 109H24V106H25L24 111H21V110H19L21 107H20L19 103H17L16 101H13V102H12V105L9 104V101L14 100V99H13L11 96H9L10 94H8L7 92H6V94H3V95H5V98H6V99H5V98L2 99V100H5V101H6V102H5V105L7 104L6 106L4 105V101H2V100L0 99V102L2 101V102H3V105H4L3 108H2V102H1V104H0V107H1V108H0V113H1V115H0V119L3 120V122L0 123V126L2 127V128L0 127V130H1V131H0V132H1L0 136L2 135V133L4 134L3 131H5V133H7V132L10 133V132H11L10 134H8V133H7V134H4V135H5L4 137H2L3 135L0 137V139H1L2 141L5 140V142H8V144H6V143H3L4 141L2 142V141L0 140V141L2 142V143H0V157L2 158V160H4V163H5V160H8V161H6V162L8 163V162H9V159L11 158V157H9V156L11 155V156L13 157V152H14V155L17 154V153H19V155H20V153H23V152H24V153L22 154L23 156L20 155V156H22V157H20V156L17 154V156H19L23 161H22L21 159L18 160V158L16 159L15 157H17V156H15L13 159H10V163H8V164H10V166H8L7 163H6V165L3 164L2 162L0 163V168H2V169H0V170H1L0 173H2V174H0L1 177H2V178L0 177V178H1V179H0V186L7 182V181H5V179L3 180V177H4L3 175L6 174V173H5V172H7L6 170L10 169V170H8L7 175L9 176L8 180H10V182H11V180H12V182H11V184L7 182L5 185L8 187V185L10 184L11 186L14 187V188H13V187L11 188V187L9 186V187L7 188L5 185H3V186H2V192H3V193L0 191V200H2V204L0 203V212H2V214H3V216H4V218H3L1 221H2V222H5V221H6V222H5V225H3V223H2V224L0 223V224H1L0 229H1V231H2L3 233H4V232L6 231V229H7V232H5V235H6V236H7V237L13 242V244H11L12 242H10V240H9L8 238H6V236H4V234H2V235L0 234V236H1L2 240H3V241L1 242V238H0V244H1L0 246H4L5 243H3V242H5V240H9L8 242H10V243H9L10 246L13 247V248L10 247V249H9L8 246H7L6 251L8 250L7 252H9V250H11L8 254H7V252L5 251V255H6V256L8 255V257H9V255H10L9 258H10V259L12 258V259L10 260L11 262L9 261V259H8L6 256H3V257H2L1 254H3V253H0V257H1V258H0V264H15V263H17V264H44V262H46V264H49V263L51 264L50 260L52 259V256L54 257V258L52 259V260H53V261H52V264H53V262H54V264H55V263H56V260H57L56 258L61 257V256L59 255V253L61 252L62 246L64 245V242H63L64 240H63V241H62V240L60 241V237H59V240H57L59 235L56 237V235L54 234V235H55L54 237H56V239L52 236L53 240H52V238H51V240H52L51 243L54 242L53 244H54V245L56 244V246L58 245V248H59V249H58V248L55 249L56 246L53 247V245H52L49 241L46 242V240L43 239V237L46 238V239L48 238V240H50L48 236H50L51 234L53 235L54 232H55V233L58 232V233L61 234V235H65V232H66L67 230H68V232H70V234H68V232H67L66 234H68V235H66V236H62L61 239H62V238H63V239H67L68 236H70V238H71L72 236H76V237H72L70 240L67 239V241H68V240H69V241H68V242H65V245L63 246V248L65 247V248H64L65 250L62 249L63 252L60 253L61 255H62V253H63V255H62V257H61L62 259L59 258V259H60L61 261H63V262H60V261L57 260V261H58V264H60V263H61V264H62V263L65 264L64 259L66 258L65 255L67 254L66 252H67V250H68V249L66 248V244H67V247H68L69 245H70V246L72 245V246L69 248V251H68V253H69L70 255L67 254V257H68V256L71 257V255H72L73 257H71V258L68 257V261H74V264L76 263V260H78L77 263H79V261H80V264H86V262H87V255H88V256L90 255L91 258H92V256H93V255H92V252H94V251H92L93 249L95 250V252H96V250H97V252L95 253L96 256L94 255L95 257H93L92 259L88 257V259H91V260H89V261H92V262H90V264H91V263H92V264H95V263H93V261L96 260L97 255H101V253L104 254V255L106 254V256L110 255V252H112V249H111V248H112L113 246L116 247V248L114 247V250H116V249L119 250V252H118L117 250H116V251H113L114 255H118V256L121 255L122 258H123V257L125 258V260H129V261H131L132 263H133V262H134V263H135V262L139 263L138 259H139V260H142V259L144 258V253H143L142 251H143V250H144V251L147 250V249H146V246L148 245L149 242L152 241V242L150 243V246H151V244H153V246H155L154 244L156 243V245H157L156 247H158V248H156V249H157L158 251H161L162 249L167 248V246L170 245L169 243H161V242H160V240H161L160 237H162V235H163L162 232H157L158 234L155 232L157 235H155V233H154V234L151 235V237H144V236H143V231H144L143 228H137V229H135L136 231L133 230V233H134V235L136 236V238L138 239V240H137L138 242L136 241V239L134 240L135 237H133V239L131 238L133 241H132L131 239H129V242H128V238H127L128 235L126 234V231L129 230L130 228L127 229L126 227H124V226H126V225H125V224H122V223H124V222L126 223V220H127V222L130 221V219H129L126 215H130V213H129V208L132 207V206H134L135 204H137V201H136V200H132V199H130L131 201H129V198H131L130 195H132V194H130V195L128 194V192H129V191H128L129 187L131 186L130 189L133 188L134 186H135V188H137V187H139V186H140L139 188H141L142 186L144 187V186H145V185H144V184H145V182H144V181H145V178L148 177V176H150V172H149V171H144V172L140 173L141 175L144 174L143 177L140 176L139 173H138V175H139L140 177H139V176L136 177V176H137V173H136V174H135V175H136L135 178H136V179H137V178H140V179H137V182L134 181L132 184H131V180H130V179H132V178H129L128 182H130V183H129L130 185L127 186V189H126V190H125V189L123 190V188H126V185L124 184L125 187H123V184H122V187H121L120 189H121L123 192H125V194H123V192L120 191V189H118V187H117V186L121 185V180L123 181L122 183L127 182V181H124V179H125V177L128 179L129 174L132 173L131 175L134 176L135 171L137 172V169H138V167H139L140 161H143V159H144V165H145V166H147V167H150L151 165L154 166V164H155V163H154V161H155V157H156V155H157V147L159 148V146L162 144V139H163L165 136H167V134H169L168 132H165V131H164V128H161V127H160V124H162V122H160L159 125H156V124H157V120L160 119V118H159V111H160V107H161L160 104H163V103L165 102V100H161L162 97H163V95H160V94L158 95V97H156V100H154V101H152V100L149 99L150 101H152L150 105L147 104V103L150 102L149 100H146V99L141 100L142 97L144 96V95H142L143 91L141 92V90H144V91H145L146 88H145L144 85H143V87L140 85L138 88H137V87L134 88V87L129 86V85L131 84L129 80H131V79L127 77V74H126L127 72H124V73L126 74V78H127V79H126V78L123 79V78L125 77V74L123 75L122 78H121V76H120V79H122V82H123L124 84L121 82V80L119 79V76H118L119 81H118V79H117V80H112L111 82H113L114 87H113V85L111 86V85H110L111 82L109 83V80H111L112 78H114V76H116V75H122V74H123V71H122L120 68L115 67L113 63H112V66H111V65H110V62H111V61L109 62V65L107 66V63H106V62H107L108 60H106V59H107V58H106V59H105V63L103 62L104 60L102 61V59L105 58L106 56H105V57H104V55L101 56V54H102L101 52L96 56V59H95V57L92 59L91 55L93 54V52L96 51V50H99L100 48H102V46L99 45L100 47H98V44L95 43L94 41L92 42L93 44L90 43ZM256 42H257L258 44H257ZM86 43H87V44H86ZM249 43H251V45H250ZM263 43H264V41H263ZM253 44H254V45H253ZM95 45H96L98 48H97ZM252 45H253V46H252ZM21 46L24 47V44H22ZM92 46H93L94 48H91ZM250 46H252V47H250ZM258 46H259V45H258ZM262 46H263V47H262ZM262 46H261L262 48H261L260 46H259L258 48H259V50H261L262 52H264V44H263ZM249 47H250L249 50H250L251 52H248V51H249V50H248ZM2 48H4V47H2ZM2 48H1V45H0V50H3ZM89 48H90V49H89ZM104 48H105V47H104ZM106 48H107V47H106ZM240 48H241L242 50H239ZM256 48H255V50H258V49H256ZM236 49H237V48H236ZM243 49H244V51H245V49L247 50V51H245L246 55H245V53H243ZM4 50H5V49H4ZM4 50H3V52H6V51H4ZM93 50H94V51H93ZM92 51H93V52H92ZM102 51H103V50H102ZM85 52H86V53H85ZM91 52H92V53H91ZM1 53H2V51L0 52V54H1ZM36 55H37L39 58H38ZM40 55H41V56H40ZM10 56H11V55H10ZM43 57H44L45 59H43ZM87 57H88V58H87ZM101 57H102V59L99 60ZM69 58H68V60H69ZM73 58H74V60H73ZM125 58H126V57H125ZM125 58H123V59H125ZM247 58H248V60H247ZM251 58H252V59H251ZM78 59H79V60H78ZM31 60H32V62H30ZM43 60H45L46 63H44L45 61H43ZM75 60H76V61H75ZM74 61H75V62H74ZM97 61H98V62L100 61V62L97 63ZM26 62H25V63H26ZM48 62H50V63L47 64ZM76 62H77V63L79 62V64H80V63H83V65L80 64L82 67L80 66V67H78V68L75 69L74 67L76 66ZM102 62L106 65L107 69H106L105 65H103ZM131 62H132V63H131ZM38 63H39V64H38ZM74 63H75V64H74ZM95 63H97V64H95ZM100 63H102V64H100ZM29 64H30L31 66H30ZM79 64H78V65H79ZM94 64L97 65V66H98L99 68H101V69H106L107 72L102 71V72H99V73H98L99 75L96 74V72L98 71V70L96 71V69H99V68L96 67V66H94ZM87 65H88V66H87ZM99 65H101V67H100ZM48 66H49V67L51 66V67H53L54 70H56L55 73H54V70H53L52 68L49 69V71L52 70V71L50 72L51 75H52V74H55V75H54V78L56 79L55 83L58 81V82L56 83V85L54 84V81H53L54 79H53V77L50 75V73H49L48 71L45 70V69L48 70ZM89 66H90V67H89ZM93 66H94V67H93ZM109 66H110V67H109ZM129 66H130V69H132L131 71H133V69H136V68H137V67H135L134 61H129ZM25 67H24V68H25ZM76 67H77V66H76ZM84 67H85V69H84ZM87 67H89L90 69H88ZM92 67H93L94 69H95V68H96V69H95V70H94V69L92 70ZM104 67H105V68H104ZM108 67H109V69H108ZM43 68H44V69H43ZM112 68H113V69H112ZM26 69H25V70H26ZM40 69H41V70H40ZM70 69H69V70H70ZM117 69H118V71H116ZM31 70H33V71H31ZM34 70H36V72L40 70L39 72H37V74H39V75H38L39 77H38V76H37V78L35 77L36 72H34ZM59 70H58L57 73H59ZM85 70H89V72H88V71H85ZM91 70H92V71H91ZM23 71H24V70H23ZM90 71H91L92 73H91ZM94 71H96V72H94ZM109 71H110V72H109ZM114 71H116V73H117V72H118V73L116 74ZM2 72H4V74H3ZM28 72H29V73H28ZM31 72H33L32 74H33L34 76H33V75H32V76L28 75V74H31ZM41 72H42V73H41ZM84 72H86V73L88 74V76H89V75H92L91 78L87 77L86 74H85V77H84ZM103 72H105V73L103 74V76H102V75L100 76V73H103ZM23 73H24V72H23ZM48 73H49V74H48ZM106 73H107L108 76H109L108 79L106 78V75H107ZM46 74H47V75H46ZM109 74H111V75H113V76H111V75H109ZM2 75H3V76H2ZM40 75H42V76H40ZM48 75L52 78V81H53L52 84L55 85L54 88H57V87H58L57 85H59V89H62V90H59V91H58V89H57V91H58L59 93H58L57 96H55V97H58L59 95H61V91L63 92V95H62L63 98L61 97L62 99L59 98V97H58L57 99H55V101H56V100H59V101H60V99H61V101H60V102H61V104H60L61 106L58 104L59 107H58V105H56V103H58V102H56L55 104H54V102H53V101H54V94H53V93L55 92V90H53V89H54V88L52 87L53 85L50 86V83H51V82L49 83V80H48L49 76H48ZM57 75H58V74H57ZM72 75H73V76H72ZM94 75H97L98 77H97V76L95 77ZM5 76H6V77H5ZM11 76H12V75H11ZM29 76H30V77H29ZM43 76H44V77L47 76V78L44 79ZM99 76H100V77H105V78H103V79L101 78V81H99ZM3 77H5V78H3ZM9 77H10V76H9ZM14 77H15V76H14ZM14 77L12 76L11 78L13 79ZM41 77H42V80H40V81L38 80V81H39V82H38L39 84L42 85V83H43V85L41 86L42 89H41V91H40V89L37 90V87H38V86H39L38 88H41L40 85H38V83L36 84V82H35L34 80L37 81V79H40ZM80 77H81L82 79H80ZM86 77H87V78H86ZM93 77H94V78H93ZM11 78H9V79H11ZM96 78H97V79H96ZM109 78H111V79H109ZM115 78H116V77H115ZM4 79H5V80H4ZM12 79H11V80H12ZM33 79H34V80H33ZM43 79L46 80V81H44ZM77 79H78V80H77ZM95 79H96V80H95ZM3 80H4V81H3ZM47 80H48V81H47ZM69 80L71 81V83L73 84L74 87L76 86V87L74 88L76 91H75V90H73V91L71 90V89H73V88H72V87L70 88V85H71V84L69 83V82H70ZM75 80H77V81H75ZM80 80H81V81H80ZM83 80H84V81H83ZM85 80L87 81L86 83H85ZM94 80H95L97 83H96ZM124 80H125V82H124ZM2 81H3V82H2ZM73 81H75V82L73 83ZM114 81H118V82H120V83L118 84V85H119V90H118V87H116V85H115V83L117 84V82H114ZM40 82H41V83H40ZM46 82H48L49 84L46 83ZM77 82H79L80 84L77 83ZM127 82H128V83H127ZM44 83H45V84H44ZM76 83H77V84H76ZM93 83H94V85H93ZM105 83H108V84L111 86L110 88H112V87L115 88V87H116L117 92L120 91L122 94L119 92V94L115 95L116 92H115V93H112V91L114 90L113 88H112L113 90H112V89H108L109 87H108V88H102V86H104ZM125 83H126V85H128V87L125 88L126 90H124V88H123V87L126 86ZM35 84H36L37 86H36V87H33V86H35ZM46 84L49 85V86L47 85L49 88H48L47 86L44 87V85H46ZM108 84H107V85H108ZM120 84H121V87H120ZM32 85H33V86H32ZM66 85H67V86H66ZM92 85H93V86H92ZM118 85H117V86H118ZM124 85H125V86H124ZM9 86H8V87H9ZM56 86H57V87H56ZM65 86H66V87H69V88H70V91H69V89L66 88ZM71 86H72V85H71ZM77 86H78L79 88H80V87H81V88L83 87V88H82V89H81V88L78 89ZM85 86H86L87 88H86ZM94 86H95V87L97 86V87L95 88ZM122 86H123V87H122ZM8 87H7V88H8ZM50 87L53 88L52 90L54 91V92L52 91V96L50 95V94H51V92H50L51 90H48V91H47V89H51ZM60 87H62V88H60ZM84 87H85V89H84ZM92 87H94V88H92ZM141 87H142V88H141ZM43 88H44V89H43ZM89 88H90V89H89ZM127 88H128V89H127ZM143 88H144V89H143ZM45 89H46V92H45V91L43 92L42 90H45ZM63 89H64V91H63ZM65 89H66L67 91H65ZM91 89H94V90H91ZM102 89H104L105 92H103ZM116 89H115L114 91H116ZM135 89H137V90L141 89V90H139L140 92L137 91V92H139L140 94L137 93V92H135ZM15 90H16V89H15ZM28 90H27L26 92H28ZM108 90H109V92H108ZM127 90H128V91H127ZM16 91H17V90H16ZM38 91H39V92H38ZM71 91H72V93H71ZM74 91H75V92H74ZM82 91L84 92V94H83ZM110 91H111L112 94L110 93ZM125 91H127V92H126L127 94L124 93ZM129 91H130V92H129ZM48 92H49V93H48ZM65 92H66V93H65ZM73 92H74V93H73ZM86 92H88V93L86 94ZM24 93H25V92H24ZM24 93L21 92V94H20L21 99H23L22 94H24ZM41 93H43V95H42ZM44 93H46V94H48V95H45ZM55 93H56V92H55ZM68 93H69V94H73L74 96L71 95V96H73V97H71V96L69 97V94H68ZM94 93H96V96L94 95ZM104 93H105V95H104ZM134 93H135L136 95H135ZM7 94H8V95H7ZM25 94H27V93H25ZM64 94H65V95L67 94L66 96L69 97V98H67ZM82 94H83V95H82ZM88 94H89L90 96H89ZM123 94H124V96H123L124 99L122 98V96H120V98L118 97L119 95H123ZM131 94H132L133 96H132ZM138 94H139V96H138ZM32 95H33V96H32ZM36 95H38V96L36 97ZM49 95H50L52 98H51ZM55 95H56V94H55ZM75 95H76V97H75ZM86 95H87V96H86ZM106 95L108 96L106 99H109V97L111 96L110 98L113 99V100H112V102H111V100H110V102H107L109 107H107V106H103V107H104V108H103L104 110H103L102 108H99V107H102V106H99V107H98V105H104L105 102L108 101V100H106L105 97H104V96H106ZM8 96H9L10 98H12V99L8 100V99H9ZM23 96H25V95H23ZM45 96H48L47 98H49L50 100L46 99ZM64 96H65V97H64ZM82 96H83V97H82ZM99 96H100L101 98H99ZM131 96H132L134 99H137V100L139 99V100L142 101V102L144 101L143 103H145V104L142 105V103H140L142 106H141L140 104L136 105V104H137L138 102H140V101H139V100H138V101L136 100L137 102L135 103V101H133L134 99L132 100V97H131ZM135 96H136V97H135ZM140 96H141V97H140ZM159 96H162V97L160 98ZM3 97H4V96H3ZM35 97H36V99H35ZM43 97H44V98H43ZM128 97H129L130 101L132 100V101H131L132 103H129V104H131V105H128V104H127V105H128V106H127V105H125V104L129 102V100L127 99ZM130 97H131V98H130ZM145 97H146V96H145ZM145 97H144V98H145ZM70 98H73V99H71V100H67V99H70ZM102 98H104V99H102ZM121 98L124 100V101L122 100V103H121ZM146 98H147V97H146ZM42 99H43V100H42ZM44 99H45V100H44ZM64 99H65V100H64ZM80 99H81V100H80ZM126 99L128 100V102H126ZM147 99H148V98H147ZM23 100H24V99H23ZM62 100L64 101V103H62V102H63ZM84 100H85V101H84ZM87 100H88V101H87ZM104 100H106V101H104ZM145 100H146V102H145ZM160 100H161V101H160ZM43 101H44L46 104H45ZM76 101H77V103H76ZM81 101H84V102L82 103V104H84V105H83L84 108H85V106H86L85 103H88V104H87V107H88L89 110L86 109V111H88V112H90V113H91V110H92V109H90V108H92V107L95 108V109H93V110H96V111H98V110L100 109V112H99L100 115L98 114V116H97V114L95 113V116H97L98 118H97V117H94V116H92V115H91L92 117L89 116L90 113L88 114L86 111H85V113H87L88 115H85V113L82 111V110H84V109H83V107H82V105H81V103H80ZM86 101H87V102H86ZM103 101H104V102H103ZM41 102H42V104H41ZM48 102H49V103H48ZM52 102H53V103H52ZM65 102H66V103H65ZM72 102H73V103H72ZM119 102H120V103H119ZM133 102H134L135 104H134ZM10 103H11V102H10ZM16 103H17V105H19V106H16V105H15L18 109H16V107H14L15 110H14V109L12 110L14 104H16ZM47 103H48L49 105H51V103H52V105H51L52 108H51L49 105H48V107H47ZM75 103H76V104H75ZM53 104H54L55 106H57V108H60V107L63 108L62 105H63V104H66V105H64V108H63V110H65V111H64V112H63V110L61 111V108H60V111H61V112H59V110L54 106V108H56V111H57V112H55V110H54V108H53ZM68 104H69V107H68ZM74 104H75V105H74ZM89 104L91 105V107L89 106ZM118 104H122V107H123V106H124V107H125V106L129 107L131 113H132V110H133V113H134L135 108H138V110L145 109V110L147 111V113H146L145 116H144L145 119L143 118V119L145 120V123H144V124H145L146 127H147V128L145 127V128H146V130H145V132H146V136H145V138H142L143 136H142V137H138V134L135 133L136 136H135L134 139H133L134 136H133V137L131 136V137H132L131 139H132L133 141H132L131 139L128 140V139L130 138L129 135H131V134L134 133L135 131L132 130L133 132L130 133L131 128H130V129H129L128 127H126V128H128V129L125 128V126H127V124L124 125V123H125L124 120H125V119H123V121H122V119H121V122H122V125H121L120 118H122L123 115L125 114V115L127 116V117L125 116V118L127 119V118H128V115H129V117H131L132 114H131V113L128 114L129 111H127V110H129V109H128L127 107L123 108V109H125V111L122 109V107H121V109H120V106H121V105L119 106V109H117V108H118ZM123 104H124V105H123ZM132 104H133V105H132ZM8 105H9V106H8ZM10 105H11V107H10ZM39 105H40V106H39ZM44 105H46V107H45ZM158 105H159V106H158ZM35 106H36V108H34ZM42 106H43V107H42ZM66 106H67V107H66ZM145 106H147V107L149 106V107L147 108V107H145ZM152 106H153V108H152ZM155 106H156V107H155ZM5 107H6V109H4ZM7 107H8V108H7ZM89 107H90V108H89ZM96 107H98L99 109L97 110ZM114 107H115V108H114ZM144 107H145V108H144ZM154 107L157 108V109H155ZM44 108H46V109L49 108L50 110L53 109V111L56 113V114H50V116H49L48 118H51V120H49V121H48V118H47V114L49 115L50 110L48 109V111H46V109H44ZM67 108H68L69 110H68ZM76 108H78V109H76ZM109 108H110V109H109ZM126 108H127V109H126ZM133 108H134V109H133ZM2 109H3V111H5L6 115H5V113L2 111ZM28 109H29V108H28ZM43 109H44V110H43ZM101 109H102V110H101ZM147 109H149V110H147ZM10 110H11V111H15V113H18L19 115L21 114L20 117H19V115H17L18 118H20V121H21V117H22L23 119H25L26 121L23 122V119H22V122H20L19 119L16 118L17 116L15 115V113H13V115H11L12 112H11ZM18 110H19V111H18ZM71 110H72V111H71ZM78 110H79L80 112H78ZM93 110H92V111H93ZM136 110H137V109H136ZM138 110H137V111H138ZM1 111H2V112H1ZM16 111H18V112H16ZM20 111L23 112V113H21ZM34 111H36V112H34ZM37 111H38L39 113H38ZM45 111L48 112V113H46V115H43V116H42V113L45 114ZM104 111H105V112H104ZM106 111H107V112H106ZM119 111L122 113V115H121L122 117H120V112H119ZM153 111H154V112H153ZM9 112H10V113H9ZM33 112H34V113H33ZM54 112H53V113H54ZM67 112H68L69 115L67 114ZM94 112H95V111H93V114H94ZM108 112H110V113H108ZM32 113H33L34 115H33ZM57 113H59L58 117H57ZM60 113H61V115H60ZM70 113H71V114H70ZM77 113H79V114H77ZM97 113H98V112H97ZM104 113H105V114H104ZM151 113H152V114H151ZM40 114H41V116L43 117V120L41 119L42 117L40 116ZM63 114H64V115H63ZM72 114H73V115H72ZM103 114H104V115H103ZM106 114H107V115H106ZM108 114H109V115H108ZM127 114H128V115H127ZM149 114L153 115L155 118H154V117L151 118V115H149ZM10 115H11L12 117H10ZM53 115H54V116L56 115V117L53 118V117H52ZM71 115H72V116H71ZM101 115L107 117V120H108V123H107L108 126H107V127H109L108 129L111 131V133H109L108 129H107V130L105 129V128H107V127H105V128L103 127V125H104L105 122H106V121H105L106 118H105V120H102V119H104V118H101V117H102ZM110 115H111V116H110ZM146 115H147V117H146ZM157 115H158V116H157ZM8 116H9V117H8ZM13 116H15V117H13ZM44 116H46V117H44ZM73 116H74L75 118H74ZM87 116H89V117H91V118H94V120H92L91 118H89V117H87ZM99 116H100V117H99ZM108 116H109V117H108ZM118 116H119L120 118H119ZM7 117H8V119H6ZM63 117H64V118H63ZM71 117H73V119H72ZM84 117H85V119H84ZM112 117H113V118H112ZM9 118H11V119H10L11 121H9ZM12 118H13V120L16 118V122L13 121ZM44 118H47V121H45L46 124H48L47 127H46V125H44V122H42V121L46 120V119H44ZM55 118H57V119L59 118V119L56 121ZM65 118H66V119H65ZM86 118L88 119V120H87L88 123H89V121H92V123H93V121H95V124L98 123L99 126L101 125L100 123H102L103 125H101V127H103L102 129H105L106 131L103 130L104 132H102V131H100L101 129H99V130L97 129V130H96L95 127L98 128V127H99L98 124H97L96 126H94V124H92L91 122H90L91 124H88V123H87L88 126H87L86 124L84 125V122H86V121H85ZM95 118H97V119H95ZM99 118H100L101 120H99ZM4 119H6V120L4 121ZM29 119H31L32 122H31ZM33 119H34V120H33ZM38 119H39V120H38ZM52 119H54L58 125L55 126L56 123L53 124V125L51 124L52 126H51V128H50V125H49V124H50V122H52ZM62 119H65V120H62ZM89 119H91V120H89ZM36 120L39 121V122H37L38 124H36ZM41 120H42V121H41ZM67 120H68V121H67ZM98 120L100 121V123L98 122ZM40 121H41V122H40ZM63 121H65V122H63ZM82 121H84V122H82ZM96 121H97V122H96ZM101 121H102V122H101ZM111 121H112V122H111ZM125 121H126V120H125ZM150 121H151V122H150ZM5 122H6V123H5ZM17 122H20L22 125H20V124L17 123ZM28 122H29V123H28ZM47 122H48V123H47ZM79 122H80V123H79ZM110 122H111V123H110ZM123 122H124V123H123ZM16 123H17V125L19 124L20 127L22 126V128H20V127H18L19 125H18V126L16 125L18 130H19V128H20V130H23L22 132H21L20 130L17 131V130L15 129L16 127H14L15 130H13L12 126H13L14 124H16ZM27 123H28V124H27ZM30 123H31V125H29ZM41 123L44 125L43 128H42V124H41ZM63 123H64V124H63ZM66 123H67V125H66ZM70 123H71V124H70ZM109 123H110V124H109ZM23 124H24V126H23ZM80 124H81V125H80ZM114 124H115L116 126H114ZM7 125H8V126H9V125H12V126H11V127L9 126L8 128H10V129H7ZM27 125H29V126L27 127ZM36 125H39L38 129H37V126H36ZM40 125H41V126H40ZM64 125H65V126H64ZM68 125H69V126L71 125L70 128H69ZM72 125H73V126H72ZM77 125H78V126H77ZM120 125L123 126V127H120ZM30 126H31V127H30ZM63 126H64V127H63ZM66 126H67L69 129H68V128H67V129H62V128H66ZM83 126H84V128H83ZM91 126H92V127H91ZM104 126H106V124H105ZM118 126H119V128H118L119 130L116 128V127H118ZM148 126H149V127H148ZM154 126H156V128H159V130L156 129V130L154 131V129H152V127H154ZM4 127H5V128H4ZM35 127H36V128H35ZM53 127H54V128H53ZM57 127H58V129H57ZM60 127H61V130H60ZM77 127H79V128H77ZM81 127H82V128H81ZM88 127H91V128H88ZM101 127H100V128H101ZM31 128H32V129H31ZM41 128H42V129H41ZM44 128H45V129H44ZM47 128H48V129H47ZM55 128H56V129H55ZM72 128H73V129H72ZM112 128H114V129H112ZM28 129H29V130L31 129L30 131H31V134L33 133V135H35V131L38 130L39 134H38V132H36L38 135L34 138L35 140L31 137L32 135L30 134V132H29ZM46 129H47V131H45ZM51 129H52V130H51ZM79 129H80V130H79ZM88 129H89V130H88ZM90 129H92L93 131L95 130V132H93V131L90 130ZM115 129H117L118 132H117ZM161 129H162V130H161ZM9 130H10V131H9ZM12 130H13L14 133L12 132ZM32 130H33V131H32ZM39 130L42 131V132L40 133ZM58 130H59V131H58ZM69 130H70V131H69ZM72 130H73V131H72ZM75 130H76V131H75ZM86 130H87V132H86ZM120 130H121V131H120ZM126 130H127V131H126ZM25 131H26V132H25ZM27 131H28L29 134L27 133ZM55 131H57V132H55ZM62 131H63V132H62ZM68 131H69V132H68ZM90 131L93 132L94 135H95V134L97 135V133L100 132L99 135H97V136H100L99 139L96 138V136H94L95 138L93 137V141H92L90 138H91V136H93V133H92L91 136H89V135L91 134ZM96 131H97V133H96ZM98 131H99V132H98ZM113 131H114V132H113ZM115 131H116V132H115ZM119 131H120V132H119ZM158 131H159V132L161 131V132L158 133ZM17 132H19V133H17ZM43 132H44V133H43ZM64 132H65V134H64V136H63V133H64ZM85 132H86V134H85ZM88 132H89V135H87ZM147 132H148V133H147ZM149 132H150V133H149ZM151 132H153V133L151 134ZM26 133H27V134H26ZM45 133H46V134H45ZM60 133H61V134H60ZM70 133H72V134H70ZM74 133H75V134H74ZM102 133H103V134H102ZM113 133H114L115 135H114ZM126 133H127V134H126ZM156 133H157V134H156ZM41 134H42V136H39V135H41ZM55 134H56L57 136H55ZM59 134H60V135H59ZM101 134H102V135H106V136H103V137H102ZM112 134H113V135H112ZM128 134H129V135H128ZM135 134H134V135H135ZM153 134H156V135L159 137V138H158V137L156 136V137H157L156 139H157L158 141H157L156 139H154V138H155V135H153ZM159 134H160V136H159ZM161 134H164V135L162 136ZM7 135H8V136H7ZM22 135H23V136L26 135V137H29V136L31 135L30 138L27 139V142H29V141H28L29 139H30V141L32 142V143L29 142V148H26L28 145L25 146V145L28 144V143H26L25 145H23V143H25L26 137L24 136V137H25V140H24ZM52 135H54V136H52ZM83 135H84V136H83ZM86 135H87L88 137H87ZM132 135H133V134H132ZM151 135H153L154 137H151ZM14 136H15V137H14ZM19 136H20V137H19ZM38 136H39V137H38ZM49 136H50V137H49ZM73 136H77V137H73ZM80 136H81V137H80ZM82 136H83V137H82ZM108 136H109V138H108ZM128 136H129V138H128ZM149 136H150V138L147 139V137H149ZM21 137H22V138H21ZM37 137H38V138H37ZM40 137H41V138H40ZM57 137H58V138H57ZM59 137H60V138L63 137V138H61V140H60ZM85 137H86V139H84ZM89 137H90V138H89ZM101 137L103 138L102 141L105 139L104 137H107V139H105L106 142H105V140H104V142H101V143H103L104 145L107 143L105 146H103V144H102V146H103L105 149L102 148V146H100L101 144L99 145V147H98V145H97V146H95V147H97L98 149H99V148L102 149V150L99 149V150H100V154H99V151H97L98 153L95 152V151L98 150V149L93 147L94 150H95V149H96V150H95L92 154L95 155L96 158L93 159V158H91L92 155H91V156L89 155V156H90L89 158H91L92 160H94L95 163H93L94 161H92V162L90 163L91 159H86V160H85L86 162H84L85 164H84V163H83L84 165L81 164L82 167L79 166V168H75V167H76V164H77L78 162L76 163V162L74 161V162H73V163H74V169H73V170H75V169H77V170L74 172V173H75L74 175L72 174L73 176L68 175L69 173H72V171H69V170H72V168H73V164H72L71 161L74 160V159H73V158H74L73 155L75 154L74 152L77 153V152H79V150H81V149H78L77 151H72V150H73V149H71L72 146H74V148H75V147L77 148V146H79L78 148H80V147L83 148L84 146L88 147V146H87V145H88V144H87L88 142H89V146H90V145L92 146V144L95 143L94 139H95V140H97V139L100 140ZM116 137H117V138H116ZM160 137H161V138H160ZM18 138H21V139H18ZM54 138L57 139L58 141H62V139H63L62 142H59L60 145H59V143H57V144L59 145V147H58V145H56V142L54 141ZM152 138H153V139H152ZM17 139L19 140V142H18ZM47 139H48V140H47ZM73 139H75V140H73ZM88 139H90V140L88 141ZM108 139H109V140H108ZM165 139H166V137H165ZM165 139H163V140H165ZM7 140H8V141H7ZM9 140H12V142L9 141ZM39 140H40L41 142H40ZM67 140H69V141H68L67 143H65ZM72 140H73V141H72ZM98 140L96 141V143H95L94 145H96L97 143L99 144ZM127 140L130 141V142H128ZM142 140H143V141H142ZM147 140H148V141H147ZM151 140H152V141H151ZM154 140H156V141H155V142H156L155 145H153ZM166 140H167V139H166ZM22 141H23V142H22ZM33 141H34V142H33ZM44 141H45V142H44ZM53 141H54V142H53ZM58 141H57V142H58ZM64 141H65V142H64ZM77 141H78V142H77ZM108 141H109V142H108ZM110 141H111L113 144H109ZM146 141H147V143H146ZM9 142H10V143H9ZM16 142H18L17 144H20L19 148H18V146L16 147V145H17ZM52 142H53V143H52ZM63 142H64L65 144H63ZM115 142L118 143V144L114 145ZM124 142H125V143H124ZM131 142H132V143H131ZM137 142H138V143H137ZM143 142H145V143H143ZM13 143H15V144H13ZM71 143H72V146L70 145ZM73 143H74V145H73ZM121 143L124 144V147H123V145H122ZM128 143H129V144H128ZM136 143L139 144V147H137L138 145H137ZM10 144H11V145H10ZM21 144H22V146H21ZM31 144H32V145H31ZM35 144H37V145H35ZM40 144H41V145H40ZM54 144H55L56 146H55ZM62 144H63V145H62ZM66 144H67V145H66ZM83 144H84V145H83ZM85 144H86V145H85ZM119 144H121V146H120ZM8 145H9V146H8ZM13 145H14L15 147H14ZM45 145H46V146H45ZM51 145H52V146L54 145L52 156L54 155V151H55V149H57V147L60 148V146L62 145V149L60 148L61 151H60V150H57V153L55 152L57 156L55 155L54 158L52 157V159H51V157H49L50 151H51V153H52V150L50 149V148H52ZM75 145H76V146H75ZM130 145H131V147H132L134 150H135V148H137V150H138L139 148H141V149H139L140 152H139V151H138V152H137V151H132L133 149L130 147ZM151 145H152V146H151ZM3 146H4V147H3ZM23 146H25V148H22ZM31 146H32V147H31ZM39 146H40V147H39ZM48 146H49L50 148H49ZM64 146H65V147H64ZM115 146H116V147H115ZM128 146H129V147H128ZM150 146H151V148H150ZM153 146H155L154 151L152 150V148H154ZM13 147H14V149H11V148H13ZM20 147H21V148H20ZM38 147H39V148H38ZM43 147H45V148H43ZM47 147H48L50 150H49ZM69 147H70V148H69ZM107 147H108V149H109V152H108V150H106ZM114 147L117 148V149H115ZM120 147H121V148H120ZM30 148H31V151H30ZM37 148H38V149H37ZM46 148L49 150V152L46 150ZM88 148H91V147H88ZM88 148H87V150H89ZM122 148L124 149V152H123ZM143 148H144V149H143ZM145 148H146V150H145ZM5 149H6V150H5ZM15 149H16V151H15ZM18 149H20V150H18ZM21 149H22V150H21ZM69 149H70V150H69ZM83 149H86V148H83ZM103 149H104V151L106 150V151H105V157L103 156L104 154L101 155V151L103 152ZM119 149H120V150H119ZM131 149H132V150H131ZM1 150H2V151H1ZM4 150H5L6 152H4ZM9 150H13V151H9ZM26 150L30 151L29 154H28V152H26L27 154L25 153ZM87 150H86V153L88 152ZM91 150H93V149H91ZM114 150H115V152H116V150H117V153H115ZM144 150H145V151H144ZM150 150H151V152H150ZM194 150H195V151H198V152H200V153H202L201 151L203 150V146H202L200 143H198V146H197L196 148H194ZM17 151H18V152H17ZM38 151H39L40 153H38ZM44 151H46V152H48V153L46 154V152H44ZM58 151H60V152H58ZM131 151L133 152V154H130ZM146 151H148V152H146ZM152 151H153V152H152ZM3 152H4V154H2ZM16 152H17V153H16ZM43 152H44V154H46V156H48L49 161H50V160L52 161V162L50 161L51 163H49V161L47 162V160H48L47 158L44 159V157H40L41 160H40V158H38V156H40V155L42 156V155H43V154H42ZM82 152H85V151H82ZM91 152H92V151H91ZM91 152L89 151V153H91ZM106 152H108V154L110 153L109 155L111 156V159H108V157L106 156ZM118 152H121V154H118ZM5 153H6V154H5ZM9 153H10V155H9ZM36 153L38 154V156L35 155ZM79 153H80V154H83V153H81V152H79ZM89 153L86 154L87 156H83V157H87V158H88V154H89ZM103 153H104V152H103ZM126 153H129L131 157H130L129 155L126 156V157H127L126 159H128V158H129V159H128L127 161L124 162L123 159H124ZM138 153H139V154H138ZM24 154H25V155H24ZM39 154H40V155H39ZM68 154H69L70 156H69ZM97 154H98V155H97ZM114 154H115V155H114ZM137 154H138L139 156H138ZM2 155H3V156H2ZM6 155H7V156H6ZM75 155H76V154H75ZM75 155H74V156H75ZM78 155H79V154H78ZM83 155H84V154H83ZM96 155H97L98 157H97ZM109 155H108V156H109ZM120 155H122L123 158H122ZM126 155H127V154H126ZM133 155H134V157H133ZM5 156H6V158H5ZM43 156H44V155H43ZM110 156H109V158H110ZM140 156H141V157H140ZM7 157H8V158H7ZM25 157H26L27 160H29L28 157H29V158L31 157V162H28V163L26 164V160H24ZM83 157H82V158H83ZM92 157H93V156H92ZM99 157H100V158H99ZM113 157H114V158H115V157L120 158V160H121V161L123 160V162H121L120 160H119V161H120V162H119V161H117V158H116V159H113ZM42 158H43V160H42ZM82 158H80V160H82ZM98 158H99L100 161L98 160V161L96 162V160H97ZM104 158H106V160H105ZM121 158H122V159H121ZM140 158H141V159H140ZM145 158H146V159H145ZM14 159H16V161H14ZM38 159H39L40 161H39ZM55 159H56V160H55ZM68 159H70V161H69ZM72 159H73V160H72ZM75 159L78 161V158H75ZM84 159H85V158H84ZM95 159H96V160H95ZM101 159H102V160H105L109 165L106 164V162L102 161ZM107 159H108V161L112 162L113 165H112L110 162H108ZM112 159H113V160H116V162H118L120 165L118 166V163H116V164H117V165H116L114 161H111ZM126 159H125V160H126ZM12 160H13V161H12ZM60 160H61V161H60ZM67 160H68V161H67ZM80 160H79V161H80ZM0 161H1V160H0ZM11 161H12V162H11ZM17 161H18V162H17ZM24 161H25V162H24ZM29 161H30V160H29ZM43 161H45V162H43ZM59 161H60V162H59ZM82 161H83V160H82ZM19 162H20V163H23V162H24L25 164H24V163H23V164H20ZM53 162H54V163H53ZM87 162H88V163H87ZM98 162H99L101 165L96 164V163H98ZM30 163L33 164V166H34V165H40V167L35 166V167H38V169L36 168V170H35V168L31 165L32 169H31V170H27V169H29V168L26 169L25 166L30 167V166H29ZM34 163H37V164H34ZM44 163H49V164H48L49 166H48L47 164H44ZM52 163L55 164V165H53ZM59 163H61V164H59ZM70 163H71V165H70ZM75 163H76V164H75ZM89 163H90V164H89ZM92 163L95 165V166H94L95 168L92 166V165H93ZM103 163L106 164V165H104ZM12 164H13V166H12ZM41 164H42V165L44 164V167L48 166V167H47V168H48V171H49L48 174L50 173V171H51V174H49V175L47 176V171H46L47 168L41 167ZM50 164H51V166H50ZM66 164H67V165H66ZM68 164H69V165H68ZM88 164H89V165H88ZM102 164H103V165H102ZM14 165H15V166H14ZM52 165H53V166H52ZM110 165H111V166H110ZM148 165H149V166H148ZM6 166L8 167L7 169H6ZM21 166H22V167L24 166L25 168L23 169ZM55 166H56V167H55ZM89 166H90V169L88 170V167H89ZM97 166H98L99 168H97ZM100 166H101V167H100ZM106 166H107V167H106ZM109 166H110V169H109V170H112L111 172H114V171L116 170V169L114 170V168H117L116 171H117V172L119 173V175H120V176L117 175L118 177H120V179H119V178H117V177L114 178V177H115L114 175L118 174L116 171L114 172V174H113V173L110 174L111 177L113 176L111 180H113L114 182H115L116 179H119V180H118V181L120 182L119 185H118V183H117V180H116V182H115V183H117V184L114 183V184L116 185L117 188H116V187H112V186H113V183H112V185H110V184H111L110 182H112V181H110V179H106V180L110 181V182H109V183H110L109 185L113 188V190L116 188L115 191H116V195H117V193H118V197L115 195L116 198H114L115 196H114L113 194H112V195H113L114 197L111 196L110 194H109V196H108V195L106 194L107 189L105 188L106 191H105V193H104V197H103V195H102V197H103V199H105V197H110V199H109V198H106V199H108V200H105L106 202H104V200H103V199L101 200V198H100V202H102V204H100V202H98V201H95V203H94L93 200L96 199L95 197H96L97 195H99V193H98L97 191H99V192L101 191V192H102L103 190H105L104 187H106V185H105V186H104V185H101V184H100L101 186H100V185H97L98 183H100V178L103 180V178H102L101 175H100L102 170L99 171L98 169H100V168L103 169V170L105 171L104 173L107 175L106 177H109V176H108V174H109V170H108V174L106 173V170H105V169L108 168ZM123 166H125L126 169H125V167H123ZM135 166H137V168H136ZM152 166H151V167H152ZM19 167H20V170H21V168H22V169L24 170L23 172H25V171H26V172L23 173V172L21 171V173H20ZM57 167H58V168H57ZM65 167H66V168H65ZM71 167H72V168H71ZM77 167H78V165H77ZM86 167H87V168H86ZM111 167H112V169H111ZM113 167H114V168H113ZM118 167H119V169H118ZM122 167H123V168H122ZM3 168H4V169H3ZM43 168H44L45 170H44ZM49 168H52V169L49 170ZM64 168H65V169H67V168L69 169V170H67L68 173H67V171L65 172V173H67V175H68V177H66L67 179L65 178L66 180L64 179V177L67 176V175L63 174V173H64L63 171H62L63 173L59 175V173L61 172V170H63ZM70 168H71V169H70ZM81 168H82V169H81ZM96 168H97L98 171H96ZM104 168H105V169H104ZM120 168H122L121 171H120ZM11 169H12L13 171H11ZM14 169H15V170L17 169V170L15 171ZM33 169H34V171H33ZM40 169H41V170L43 169V170L41 171ZM65 169H64V170H65ZM86 170H87V171H86ZM125 170H126V171H125ZM28 171H29V172H28ZM40 171H41V172L44 171V172H43V174H42V178H41V176H40L41 179L39 178V180H38L39 174L41 175V172H40ZM54 171H55V172H54ZM77 171H78L79 173H80V172H81V173L78 174ZM82 171H85V172H87V173L85 174V172H82ZM88 171H90V172H88ZM92 171H93V172H92ZM122 171H123V172H122ZM131 171H132V172H131ZM3 172H4V173H3ZM9 172H10V174H9ZM57 172H58V173H57ZM124 172H126L127 174H125ZM130 172H131V173H130ZM145 172H146L147 174H146ZM148 172H149V173H148ZM13 173H15V174L13 175ZM19 173H20L21 175H19ZM28 173H29V174H28ZM55 173H57V174H55ZM95 173H96V174H95ZM115 173H116V174H115ZM121 173H122V174H121ZM123 173H124V175H123ZM25 174H26V175H25ZM32 174H33V175H32ZM35 174H36V175H35ZM77 174H78L79 176H76ZM83 174H84V175H83ZM90 174H91V176L93 175L92 177L95 178L94 180H93V179H91V181L89 180L90 178H92V177L90 176ZM7 175H6V177H8ZM17 175L21 176L22 179H23V177H26L27 179L24 178V179L22 180L21 177H19V176H17ZM45 175H46V176H45ZM50 175H51V178H50ZM55 175H58L60 179L63 177L62 175H64L63 179H64L65 181L62 179V181L60 180L61 182L58 183L59 178H58L57 176L55 177ZM81 175H82V176H81ZM127 175H128V177H127ZM69 176H70V177H69ZM74 176H76L77 178L74 177ZM94 176H95V177H94ZM103 176H104V174H103ZM122 176H123V179H122ZM6 177H5V178H6ZM13 177H16V178L13 179ZM17 177H18V178H17ZM29 177H30V178H29ZM79 177H80V178H79ZM82 177H83V178H82ZM85 177H86V178H85ZM111 177H110V178H111ZM10 178H11V179H10ZM19 178H20L21 180H20ZM28 178H29V179H28ZM55 178H56V179H55ZM57 178H58V180H57ZM68 178H70V181H71V182L69 181ZM71 178L74 179V180H75V178L77 179V180H76L77 183L74 181L75 184H76V185H75V184H74V185H75L76 187L72 184V186H71L72 188H70V185H71L70 183H73V180H72ZM78 178H79V180H78ZM97 178H99V179H97ZM133 178H134V177H133ZM135 178H134V179H135ZM141 178H142V180H141ZM143 178H144V179H143ZM15 179H16V180L18 179L17 182L20 180V181H19V184L16 183V181H14ZM30 179H31V180H30ZM32 179H34L35 182H34ZM36 179H37V180H36ZM42 179H44V181H43ZM46 179H48L50 182H49L48 180L46 181ZM54 179L57 180V182H55V183H57V185H56V184H53V186L55 185L56 188H55V187L53 188L52 186H49V185H51L50 183H52ZM114 179H115V180H114ZM134 179H133V180H134ZM6 180H7V178H6ZM27 180L29 181L28 183H25V182H22V183L27 184V185L30 183V185L27 186V185H23V184L21 183V181H26V182H27ZM81 180H82V181H81ZM83 180H85L86 182L83 181ZM88 180H89V182L87 183ZM95 180H96V182H95ZM97 180H98V181H97ZM102 180H101V181H102ZM104 180H105V178H104ZM3 181H5V182L3 183ZM63 181H64V182H63ZM79 181H80V182H79ZM1 182H2V183H1ZM36 182H38V183H36ZM43 182H44V184H43ZM46 182H47V183H46ZM81 182H82L81 186H82L83 188L78 187V188H79V189H78L79 191H78V190L75 191V189L77 188V186H78L79 183H81ZM104 182H105V181H104ZM128 182H127V183H128ZM135 182H136V183H135ZM12 183H13V185H12ZM33 183H34V184H33ZM60 183H61V184H60ZM83 183H85V185H83ZM86 183H87V184H86ZM93 183H94V184H93ZM127 183H126V184H127ZM134 183H135V184H134ZM14 184H15V186H14ZM35 184H37V187H40V188H37ZM48 184H49V185H48ZM103 184H105V183H103ZM133 184H134V185H133ZM136 184H137V185H136ZM139 184H141V185H139ZM43 185H44V187H43ZM46 185L49 187V188L47 187L48 189L46 188ZM59 185H60V186H59ZM88 185H89V186H88ZM107 185H108V184H107ZM109 185H108V186H109ZM115 185H114V186H115ZM132 185H133V187H132ZM4 186H5V187H4ZM16 186L18 187V191H19L18 193H20V194H21V192L23 193V195L21 194V196H23V197L27 196V197H25L26 199L29 197V199H28V200H25V201H24L25 198L22 197V199L20 200L21 202H23L22 204H21V202L19 201V199L21 198V196H20V197H19V196H16V197H15V195H13V194H15V193L17 192V190L12 191L13 189H17ZM19 186H20L21 188H20ZM31 186H33L34 189H33ZM67 186H69V187H67ZM73 186H74V187H73ZM86 186H87V188L85 189L84 187H86ZM96 186H98V187H96ZM103 186H104V187H103ZM108 186H107V187H108ZM27 187H28V188H27ZM51 187H52V188H51ZM58 187H59V188H58ZM102 187H103V188H102ZM111 187H109L108 189H111ZM3 188H4V190H3ZM44 188H45V189H44ZM64 188H65V192H64V193H66L68 196H67L66 194L62 193V191L64 190ZM68 188H70V189H69L70 191L68 190V192H66V189H68ZM96 188H97L98 190H97ZM99 188H101V189H103V190H101V189L99 190ZM7 189H8V190H7ZM11 189H12V190H11ZM19 189H20V190H19ZM21 189H24V191L26 190L27 192H24V191L21 190ZM46 189H47V190H46ZM50 189H51V190H50ZM55 189H56V192H55V194H53V193H54L53 191H55ZM71 189H73V191H75V192H74V196H71V199H75V197L78 196V194H79V196L75 199V200H77L76 204L79 203L81 200L86 199L87 197H88V199H90V197L87 196V195H90V196H91L92 193H94V195H93V196H94V199H93V196H91L93 200H88V199H87V201H89V202L92 201L90 204L92 205V204L94 203L96 206H92L93 209L91 208V205H90L89 208H88V205H87V207H84V206H85V203H88V204H89V202H86V200H83L84 203H83V202H80V203H79V204H81V203L84 204L83 206H82V204H81V205L77 204L78 209L81 208V207H79V206H82V207H83V208H81V210H80V209L78 210L77 207L75 206V204L72 203L73 200H71L70 198H68V200H69V199L71 200V202L69 201L70 204L67 202L70 206H69V205H66V206H64V208L66 207L67 210L64 209L62 205H65L64 203H65L66 201H68V200H67V198L65 199V198H63V197H64V196H65V197H69L71 194L73 195V193H72L73 191H72ZM81 189H82V190H81ZM95 189H96V192H97V193H95V191H94ZM0 190H1V187H0ZM33 190H35V191H33ZM36 190H37V191H36ZM38 190H39L40 193L38 192ZM52 190H53V191H52ZM80 190H81V191H80ZM134 190H135V189L132 190L133 193H134ZM6 191H7V192H6ZM10 191H12V194H11L12 198H10V199H11V202H10L9 199H8L9 196H10ZM44 191H45V192L48 191V192L45 193ZM71 191H72V192H71ZM115 191H114V192H115ZM127 191H128V192H127ZM135 191H136V190H135ZM4 192H5V194H4ZM13 192H14V193H13ZM29 192H30V193H29ZM35 192H36V193H35ZM59 192H61V194H60ZM76 192H78V193H76ZM101 192H100V194H103V193H101ZM126 192H127V193H126ZM1 193H2V194H1ZM18 193H16V194L19 195ZM38 193H39V195L41 194V196H40V197H41L40 200H39V198H38L39 196H38L37 198L35 197V196L38 195ZM68 193H69V194H68ZM75 193H76L77 195H76ZM89 193H91V194H89ZM131 193H132V192H131ZM180 193H183V191H178V192L174 195L175 197H174V196L172 197V200L175 199V198H177V197L181 199V203H180V204H182V205H180V208L184 209V211H185V215L187 216V220H188V221L185 222V226H187L188 228H191V224H193V221L191 220L192 218H190V217H191L190 215L193 214V206H192V202H191L192 200H191L190 197L185 196L184 194H183L184 196L182 195V198H181V194H180ZM3 194H4V195H3ZM29 194H30V195H29ZM50 194H51V195H50ZM56 194H60V195H59V196H60V200L57 198V196H54V195H56ZM120 194H121V195L123 194L124 196H123V195L121 196ZM126 194H128L129 196H128V200L126 199V202H125V199L122 200L121 198H126V196H127ZM178 194H179L180 197L178 196ZM5 195H6L7 197H6ZM28 195H29V196H28ZM42 195H44V196H42ZM61 195H62V196L64 195V196L62 197ZM75 195H76V196H75ZM106 195H107V196H106ZM119 195H120V196H119ZM4 196H5L6 199L4 198ZM11 196H10V197H11ZM13 196H14V197H13ZM59 196H58V197H59ZM176 196H177V197H176ZM17 197H18L19 199H18ZM43 197H44V199L42 200ZM48 197H50V198H48ZM51 197H52L53 199H56V198H57L58 200H57V199H56V200H57L58 202L60 201L59 204H58V202H57L56 200H55L56 203H53L54 200L52 201V200H51ZM55 197H56V198H55ZM61 197H62L63 199H62ZM72 197H73V198H72ZM79 197L81 198V200L79 199L80 201H78V198H79ZM84 197H85V198H84ZM112 197H113V198H112ZM2 198H3V199H2ZM13 198H14V199H13ZM118 198H120V204H118V202H119ZM36 199H38V200H36ZM47 199H48L49 202H50L49 206H50V205L52 206V204H53V206H54L55 208H54L53 206H52L53 208H46V207H49L48 205L44 208V206L46 205V204L44 203V201H46V203L48 204ZM97 199H99V198H97ZM111 199H113V200H111ZM22 200H23V201H22ZM63 200H64V202H63ZM75 200H74V202H75ZM109 200H111L112 202L110 201L111 204L108 203V205H107V202H109ZM117 200H118V202H117ZM189 200H190V201H189ZM5 201H7L6 203H8V205L10 204V206H11L10 208H12V210L14 209V210L12 211L13 213L11 212V214H14V215H10V214H8V216L10 215V217H11V218H10V217L8 218L9 221L14 222V220H15L17 217L20 218V219L18 218V220L16 219V221L14 222L15 225H17V226H14V224H12L11 222H9L8 219H7L6 212L8 211V213H9V210L11 211V209L8 208V207H7V208H8L9 210L5 208V206L3 205V204L5 203ZM8 201H9V202H8ZM12 201H14L16 204L13 203ZM16 201H18V202H16ZM27 201H28V202H27ZM122 201H123V202H122ZM127 201H128V202H127ZM0 202H1V201H0ZM24 202H26V204H25ZM30 202H32V204H31ZM40 202H42L43 204L40 203ZM61 202H62V203H61ZM97 202H98V205H100L99 208L97 207V206H98V205L96 204ZM138 202H139V201H138ZM18 203H20V204H18ZM105 203H106V204H105ZM125 203H126V204L129 203L130 206H128L129 204L126 205ZM169 203H170V204H169ZM29 204H30V205H29ZM33 204H34V205H33ZM40 204H42V205H40ZM44 204H45V205H44ZM54 204H57L58 206H55ZM61 204H62V205H61ZM71 204H72V205H71ZM112 204H113V205H117V206H120V205H121V206H120L121 209H120V207L118 208L117 206H113ZM122 204H123V205L125 204V205H124L125 207H124ZM168 204L171 206V207H170V206L168 205V207H170V208H174L173 205H175V207L177 206L176 202H173V201L168 202ZM19 205H20V206L25 205V208H24V206L20 207ZM35 205H36V207H37L38 209H37L36 207H33V206H35ZM78 205H79V206H78ZM104 205H107V207L105 206V208H104ZM111 205H112V206H111ZM15 206H16L17 208H16ZM27 206H29V207H27ZM38 206H39V207H38ZM42 206H43V207H42ZM51 206H50V207H51ZM60 206L62 207V210H60V209H61V208H59ZM67 206H68V207H67ZM73 206L78 210V211L76 210L77 213H76L74 210H73V211H74L75 213H74V212H71V211H72V210H71L72 208L75 209ZM101 206H102V207H101ZM122 206H123V207H122ZM2 207H3L4 210H5V209L7 210V211L5 212V215H4V210L2 209L3 211H1V208H2ZM40 207H41V208H40ZM70 207H71V208H70ZM96 207H97L98 209H97ZM108 207H109V209H108ZM110 207H112L114 210L111 209ZM126 207H127V208H126ZM188 207H189L190 209H189ZM22 208H23V209H22ZM29 208H30V210H29ZM39 208H40V210H39ZM68 208H70V210H68ZM90 208H91L94 212H96V213H97L98 211H99V212L96 214V213H94L93 211H91ZM94 208H96L98 211H96ZM106 208H107V210H110V211L113 210V211H111V212L108 211L109 213L107 214V212H106ZM124 208H125V209H124ZM191 208H192V209H191ZM15 209H16L17 211H18V210H19V211H18V212H15V211H16ZM46 209H47V210H46ZM58 209H59V210H58ZM63 209H64V210H63ZM83 209H84V210H83ZM99 209H100V210H99ZM101 209H103V211H105L107 215H106ZM118 209H120V210H118ZM132 209H133V208H132ZM188 209H189V210H188ZM22 210H23L24 212H23ZM28 210H29V211H28ZM45 210H46V211H45ZM116 210H117V211H116ZM126 210H127V211H126ZM30 211L34 212V215H35V216H36V215L39 216V217L41 218L40 221H44V222H42L43 224H45L46 226L48 225V226H47L48 231H46L47 228H46L45 225H44V226H45V227H44L42 223H39V222H38L39 220H36L37 222H36L35 224L32 223V222H35V221H32L33 219H32V220L30 219V218H31V214H33V213L30 212ZM36 211H38V212L41 211V212H39V214H37L38 212H36ZM42 211H43V213H42ZM59 211H60L61 214L59 213ZM66 211L68 212V217H66L67 214H64V213H67ZM79 211H80V213H78ZM86 211H87V212H86ZM89 211H91V212H89ZM101 211H102V213H104L103 216H102V214H101ZM125 211H126V212H125ZM21 212H22V213H25V214H30V215H29V217H30L29 219H30L32 222L29 221L27 215H26L27 218H25V220L27 219L26 221L31 222L30 226H32V224H33L34 227L36 226V227H38V229H41L43 232H45V231H46V232H45V233H43L42 231L40 232L39 230H37V228H35V229L38 231V233H37L36 231L33 230V228H34V227H33V228H32V230L34 231V233H33V231H32L31 229H29L30 226H29V224H27V223L25 224V225H27V226H26V227H27V233H31V234H27L25 231H23V228H21L23 225L21 224L20 221H21V218H22V220L24 221V219H23L24 216H22L23 214H22ZM28 212H30V213H28ZM57 212H58L59 214H58ZM69 212L72 213V214H74V215L70 214ZM83 212H84V214H83ZM118 212H119V213H118ZM53 213H54V214L56 213V214H55V217H56V218H54V214H53ZM85 213H86V215H87L88 217L85 215ZM120 213H121V214H120ZM123 213H124V214H123ZM15 214H17L18 216L15 215ZM40 214H41V215H40ZM51 214H53V215H51ZM57 214L59 215L60 218L57 216ZM62 214H63V215H62ZM69 214L72 215L73 218H72ZM75 214H76V215H75ZM82 214L84 215V217H83ZM89 214H90V216H89ZM99 214H100L101 216H100ZM110 214H112V216H111ZM114 214H116V215H115L116 218L114 217ZM188 214H189V218H188ZM79 215H80V219L83 217V218L81 219V220H82V221H81L82 224L79 223L80 220L76 217V216L79 217ZM109 215H110V216H109ZM132 215H134V214H132ZM177 215H178V213H176V214H174V213L172 214V213H171V216H172V217L170 216V218L175 219V217H176ZM3 216H2V217H3ZM5 216H6V217H5ZM13 216H15L16 218L13 217ZM20 216H21V217H20ZM35 216H34V220H35V218H36ZM47 216H48V217H47ZM51 216H53V218L56 219V220L50 219V218H52ZM69 216H70V217H69ZM91 216H92V217H91ZM93 216H94V217H97L98 219H100V221L97 220V222H99V223L96 224V221H95V220H96L97 218L94 219ZM98 216H99L100 218H99ZM104 216H105V218H104ZM118 216H120V217H118ZM0 217H1V213H0ZM12 217L15 218V219H14V220H10V219H13ZM39 217H37L36 219H38ZM62 217H65V219H67L69 222L71 221V218H72V221H73V222L76 221V220H74V218H75V219L77 218V219H78V220H77L78 223H76V222L73 223L72 221H71L72 223H71V222L68 223L67 220H66L67 223H66V222H63V223H62V222L58 221V223H59V222H60V223L57 224V222H56L57 219H58V220H62ZM85 217H86L87 219H85ZM101 217H102V218H101ZM111 217H113V218H111ZM5 218H6V219H5ZM32 218H33V215H32ZM40 218H39V219H40ZM44 218H45V220H44ZM46 218H48V219H46ZM91 218L94 219V220L92 219L94 222L91 220ZM108 218H109L110 220H109ZM114 218H115V219H114ZM117 218H118V219H117ZM125 218H127V219H125ZM4 219H5V221H4ZM42 219H43V220H42ZM89 219H90V220H89ZM102 219H103V220H104V219H108V220H104L103 222H101ZM111 219H113V220L111 221ZM135 219H136V218H135ZM137 219H138V218H137ZM84 220H85V221H84ZM116 220H118V221L116 222ZM124 220H125V221H124ZM7 221H8V224H6ZM46 221H47V222H53V224H55V226H54L52 223H51V225H50L49 223H45ZM105 221H106V222H107V221H111V222L114 223V225H113V224H110V222H107V223H109V224L107 225ZM140 221H141V220H140ZM19 222H20V224H21L20 226H18V223H19ZM24 222H25V221H24ZM55 222H56V223H55ZM88 222H89V224H91V225L88 226V225H87ZM100 222H101V224H104V225L106 224L107 226L111 225V226H113L114 228L111 227V226H109L110 228H105L103 225H102L103 228H102V227L100 228V226H99V225H101ZM190 222H191V224H190ZM9 223H10V227H11V225L15 227V229H13V230H14V232H15L16 234L13 232V230H11V228H9V226H8ZM22 223H23V222H22ZM38 223H39V224H38ZM94 223L96 224V226H99V227H96V226L94 225V226L96 227V228H95L96 231L94 230V226H93ZM116 223H117V224H116ZM56 224H57V227H56ZM66 224L68 225L69 228L66 226ZM71 224H72V227H75V224H80L82 229L80 228L79 230H77L76 227H77L78 225H76L75 230H74V229L71 227ZM84 224H85V225H84ZM120 224H121V225H120ZM126 224H127V227H129L130 224H129V223H126ZM128 224H129V225H128ZM6 225H7V227H6ZM37 225H40V226H37ZM52 225H53V226H52ZM63 225L67 227V228L65 227L66 230L64 229V226H63ZM80 225H79V226H80ZM82 225H83V227H82ZM86 225H87V226H86ZM106 225H105V226H106ZM3 226H4V227H3ZM79 226H78V227H79ZM120 226H121L122 228H120ZM1 227H2V228H1ZM5 227H6V228H5ZM17 227H18V228L20 227V228L22 229V231H23L28 237L24 236V234H23V236H22V235H21L22 232H21V233L19 232L20 228H19V230L17 231ZM28 227H29V228H28ZM39 227H42L43 229H42V228H39ZM70 227H71V229L73 230V232H72V230L70 229ZM84 227H85V228H84ZM86 227H87V229H86ZM12 228H13V227H12ZM55 228H56V229H55ZM57 228H59V229L57 230ZM91 228H92L93 234L95 233L96 237H95L94 235L91 234L92 232L90 233ZM166 228H167V227H165V229H166ZM24 229L26 230V228H24ZM28 229H29V230H28ZM61 229H62V230H61ZM84 229H86V230H85L84 232H82ZM88 229L90 230V231H88L89 233L87 232ZM97 229H99V230L101 229V230H102V232H100L101 234L104 232L103 229H104V230H105V229H106V230H108V229H109V230H110V229H114V233L118 234V236H120L121 239H120L117 235L115 236L114 233H112L113 230H112V232H109V230H108V231L105 230L107 233L104 232V234H103L102 236H100L101 234H100V235L98 234L99 231H98ZM125 229H126V230H125ZM138 229H139V231H141V232H139ZM10 230H11V231H10ZM15 230H16V231H15ZM30 230H31V231H30ZM44 230H45V231H44ZM51 230H53V231H51ZM60 230H61V231H64V230H65L64 234H63V232H62V233L59 232ZM69 230H70V231H69ZM81 230H82V231H81ZM101 230H100V231H101ZM123 230H125V234H126L127 236H126L125 234H124V236H123V234H122V233L124 232ZM1 231H0V233H2ZM28 231H29V232H28ZM75 231H76V232H75ZM79 231H81V234H82V233H83V234L81 235ZM97 231H98V233H96ZM110 231H111V230H110ZM121 231H122V232H121ZM8 232H9V233H8ZM11 232H12L15 236H14V235L11 236V235H12ZM17 232H18V233H17ZM74 232H75V233H74ZM78 232H79V234H80L81 236L78 235ZM108 232H109L110 234H111V233H112V234L110 235ZM6 233H7L8 235H7ZM19 233H20V234H19ZM41 233H42V235H43V234H47V236H46V235H43V237H42ZM48 233H50V234L48 235ZM71 233H74V234L71 235ZM87 233H88L89 235H88ZM135 233H136V234H135ZM141 233H142V234H141ZM9 234H10V235H9ZM18 234L21 235V236L24 237V238H22L21 236H20V238H19V237H18V236H19ZM75 234H77V235H75ZM97 234H98V236H100L102 239L106 237L105 239H106V240L108 239V241H109V243H108L107 241H106V243L109 244V245H107V244L105 245V241H104L103 244H104L105 246L103 245V246H104L103 248H102L101 246L97 247V246L99 245V243H100V245H102V243H101L102 240H101V239H98V240H100V241H99V243H97V241H98V240H97V237H98ZM106 234L109 235V236H111V240L109 239L110 237L107 238L108 236H107ZM121 234H122V236H121ZM161 234H162V235H161ZM37 235H39L40 237L37 236ZM61 235H60V236H61ZM83 235H84V236H83ZM104 235H106V236L104 237ZM153 235L157 236L158 238L154 237ZM160 235H161V236H160ZM9 236L12 237V239H11ZM16 236H17V237H16ZM45 236H46V237H45ZM86 236H87V237H86ZM88 236H89V237H88ZM90 236H92V237H90ZM112 236H114L115 238L117 237L118 239L113 240V241H115V242L113 243L112 246H110V245L112 244V242H113V241H112ZM140 236H141V237H140ZM163 236H164V235H163ZM13 237H14V238H13ZM31 237L37 239V242L35 241V239L33 240ZM41 237H42V239H41ZM65 237H66V238H65ZM77 237H78V239H73V238H77ZM79 237H80V238H79ZM82 237L84 238V241H83V238H82ZM94 237H95L96 241H95V239H93ZM122 237H124V240H123ZM153 237L156 239V240H155L156 242L154 241L155 243H153V240H154ZM15 238H17L16 241L14 240ZM18 238H19V239H18ZM25 238H26V239H25ZM29 238H30V239H29ZM39 238H40V239H39ZM86 238H88L87 240L90 241L91 243H93L92 241H94V244H97V245L95 246V247H97V248L95 249V247H91V246H94V244H93V245H90L91 243H90V242H87ZM98 238H99V237H98ZM115 238H113V239H115ZM126 238H127V240H125ZM146 238H147V239H146ZM149 238H152V239H150V240L147 242L146 240H148ZM4 239H5V240H4ZM79 239H81V240H79ZM92 239H93V240H92ZM105 239H104V240H105ZM39 240H41V241L43 240V243H42L41 241L39 242ZM56 240H57L58 243H55ZM76 240H77V241L79 240V241L77 242ZM91 240H92V241H91ZM117 240H118L119 242H118ZM122 240L124 241V244L121 243V242H123ZM130 240H131V241H130ZM44 241H45V243H44ZM70 241H71V243H72V241H73V243H77L76 246H73L74 244H71ZM81 241H83L86 245H87L88 243H89V244L86 246V245L83 244ZM85 241H86V242H85ZM116 241H117L118 243H120V244H118ZM125 241H127V242L125 243ZM140 241H141V242H140ZM144 241H145V242H144ZM6 242H7V241H6ZM8 242H7V243H8ZM16 242H17V243H16ZM18 242H20L21 245H20ZM62 242H63V243H62ZM79 242H81V243H79ZM95 242H96V243H95ZM102 242H103V241H102ZM110 242H111V244H110ZM130 242H131V244H130ZM133 242H134V243H133ZM7 243H6V245H7ZM46 243H48V244H46ZM49 243H50L51 246L49 245ZM60 243H62L61 246H60ZM69 243H70V244H69ZM116 243H117L118 245H117ZM159 243H161V245H160ZM2 244H3V245H2ZM16 244H17V245H16ZM18 244H19V245H18ZM30 244H31V245H30ZM68 244H69V245H68ZM115 244H116V245H115ZM121 244L124 245V246H122ZM127 244H128V245H127ZM145 244H146V246H145ZM6 245H5V247H6ZM15 245H16V246H15ZM48 245H49V247L51 248V250H49V251L46 250V252H47V253H46V252H45V249H46V247H47ZM78 245H80L79 247H81L80 249H81L82 252H79V251H78L79 254H77V253H78L77 251H74V252H73V251H70L71 248H72L73 250H75L76 247L78 248L77 250H79ZM82 245H84V247H82ZM89 245H90L91 249H90ZM138 245H139V246H138ZM142 245H143V247H141ZM18 246H20V247H18ZM33 246H34V247H33ZM36 246H37V247H36ZM85 246L87 247L85 250L88 249V250H87L88 253H87V251L84 250ZM107 246H108V248H109L110 250L107 248ZM117 246H118V248H117ZM134 246H135V247H134ZM163 246H164V247H163ZM5 247H0V250L3 249V248H5ZM15 247H16V248H15ZM74 247H75V248H74ZM100 247H101V248H100ZM123 247H125V249H123ZM136 247H137V248H136ZM140 247H141V248H140ZM144 247H145V248H144ZM104 248L107 249V250H104ZM135 248H136V249H135ZM142 248H143V249H142ZM24 249H25V250H24ZM35 249H36V250H35ZM39 249H40V250H39ZM47 249H48V248H47ZM54 249H55V250H54ZM66 249H67V250H66ZM82 249H83V250H82ZM89 249H90V250H89ZM120 249H121V250H120ZM133 249H134V250H133ZM139 249H140L141 251H140ZM4 250H5V249H4ZM56 250H57V251H60V252L58 253V252H56ZM108 250H109V251H108ZM132 250H133V251H132ZM135 250H138V251H135ZM12 251H13V253H12ZM21 251H22V252H21ZM33 251H34V252H33ZM36 251H37V252H36ZM51 251H52V252L55 251V255L53 254V255L51 256V258H50V257H49L50 255L48 256V254H51V253H52ZM64 251H66V252L64 253ZM83 251H85V252H83ZM2 252H4V251H2ZM39 252H40V253H39ZM44 252L47 254L48 257H46V258H47L49 261L45 258L46 254H45ZM48 252H51V253H48ZM75 252H77V253H75ZM99 252H100V253H99ZM115 252H117V253H119V254H117V253H115ZM122 252H123L124 254H123ZM129 252H130V253H129ZM145 252H147V251H145ZM10 253H12L13 255H14V253H15L16 259H14L13 255L10 254ZM71 253H73V254H71ZM80 253H81V254H80ZM97 253H98V254H97ZM136 253H137V254H136ZM64 254H65V255H64ZM93 254H94V253H93ZM138 254H140V255H138ZM42 255H43V256H42ZM44 255H45V256H44ZM162 255H163V257H162ZM165 255H166V253H163V254L157 255V256H155V257L157 258V260H156V259H154V260L157 261V263H160V262L162 261V259L164 260V256H165ZM80 256H81V257H80ZM121 256H119V259H120ZM4 257H6V259H4ZM42 257H44V259H45L44 261H43V259H41ZM78 257H79V258H78ZM84 257H85V258H84ZM49 258H50V259H49ZM122 258H121V261L124 259V258H123V259H122ZM2 259L5 260L4 263H3V260H2ZM13 259H14V261H13ZM40 259H41L43 262H42ZM55 259H56V260H55ZM79 259H80V260H79ZM81 259H82L83 261H82ZM84 259H85L86 261H84ZM97 260H99V262H97ZM97 260H96V264H98V263L103 264V263L100 261V256H99V258H97ZM159 260H160V261H159ZM16 261H17V262H16ZM40 261H41L42 263H37V262H40ZM47 262H48V263H47ZM84 262H85V263H84ZM117 262H119V260H117ZM77 263H76V264H77ZM87 263L89 264V262H87ZM140 263H141V262H140ZM56 264H57V263H56ZM116 264H117V263H116ZM135 264H136V263H135Z\"/></svg>","mask_w":264,"mask_h":264}]
</instances>
